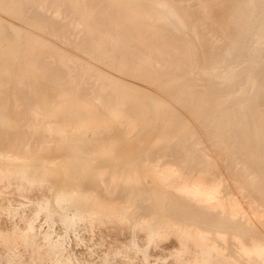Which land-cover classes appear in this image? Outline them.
<instances>
[{
    "label": "bare ground",
    "instance_id": "6f19581e",
    "mask_svg": "<svg viewBox=\"0 0 264 264\" xmlns=\"http://www.w3.org/2000/svg\"><path fill=\"white\" fill-rule=\"evenodd\" d=\"M1 1V0H0ZM3 1V0H2ZM10 1V0H9ZM20 1V0H19ZM23 0H21L20 2H18V3H21ZM25 1V0H24ZM33 1V0H32ZM32 1H30V2H32ZM35 1V0H34ZM51 1V0H50ZM53 1H56V0H53ZM66 1V0H65ZM69 2H66L67 4L69 3L70 5H72L73 3V5H76L75 3H80V1L81 0H78L77 2L75 1V0H68ZM72 1H74V2H72ZM88 1V2H87ZM86 2L87 3H89V6H88V10H89V8H90V11L91 12H93V14L92 15H94V18H93V20H90L89 22H88V18H84V17H87V16H89L87 13H89L88 12V10H87V12H85L86 11V9H87V6L85 5V0H84V2L83 1H81L82 3H84V5L86 6V9H83V10H85V11H83V10H81V8H80V11H83L82 12V14H84L83 15V17H82V15H81V13H80V11H79V13H80V15L81 16H79V13H78V10H76V9H79L78 7L76 8V9H74L76 6H74L73 7V5H72V9H73V11H72V9H71V12L73 13H75L76 11V14L78 13V15H77V17L79 16V17H82L83 19H87V21L85 22V21H83V19H82V21L85 23V25H88L87 24V22L89 23V25H88V27L89 26H91V27H89V28H91L90 29V32L86 29V27L87 26H85L84 24H83V26H84V28H83V30L84 29H86V33L88 34L87 36H85V38L89 41V43L91 42V43H93L94 44V46L93 47H95V44H101V45H105V46H103V49H106L105 47H106V45H108L109 47L108 48H110L109 50L113 53L112 54V56H111V52L109 53L110 55L109 56H111V57H116L117 59H118V61L121 59L120 58V55H121V57H122V55H124L123 57H122V61L120 60L119 62L120 63H123V66L125 67V64H126V67H127V65H129L130 63H131V57L130 56H132V55H128L127 56V54H129V53H127V52H132V53H134L135 51H137V52H140V51H142L143 53H144V55H145V57L144 58H147V59H150V60H152V58H154L153 60L154 61H156V59L157 60H162V59H165L166 60V63L165 62H163V60H162V62L161 61H159L160 63V65H161V63H163L164 65H163V67H165V64H166V66L168 67V66H170L171 67V63H172V61H173V63L175 64V65H177V69L176 70H178V68L180 69V67H185V69H187V67L189 66H191L190 65V63L192 62V60H194V58H193V56H192V54H189L188 55V53L189 52H187L186 53V51H189V48H191L190 46L193 44V43H195V44H198V41H199V46L201 45L202 47H200L201 49L202 48H204V49H206L207 48V46L209 45V42H208V40L206 39V37L207 36H209V35H207L208 34V30H206L205 28L203 29V25H205L206 26V24H208V22H210V21H205L204 19L205 18H207V20H209V17L210 18H212V16L214 15V12H215V9H217L218 8V6H220V3L219 4H217L218 6L217 7H215V9L213 10L214 12L213 13H211L212 11H211V9L212 8H208V7H211V6H213V5H216V4H213V2L214 1H216V0H155V2H153L154 0H152V3L149 5L147 2H134V1H132V0H87ZM138 1H140V0H138ZM141 1H144V0H141ZM217 1H219V0H217ZM225 1V3H226V6H227V4H228V7H226V8H228V9H226L227 10V12L231 15V18H229L228 17V14H227V12H226V14H227V17L229 18V19H231V20H228L229 21V24H228V26L227 27H225V25L224 26H221V27H224L223 29H221V30H219V31H222V32H224V34L223 33H221V32H218V33H220V34H223V35H221V36H223L222 37V40H224L223 42H224V44L221 46V48L219 47V51H218V53H216L215 54V51L217 50V49H214L213 48V50H215V51H213L214 53L212 54L211 52L209 53V52H207L208 54H202V55H200V56H203V57H200L201 58V60H203L204 59V61L207 63V65L209 66L207 69L209 70V68H211L212 66H216V67H219V65H223L225 62H224V60H225V58H226V54H229V55H232V56H234L235 58H241V60H242V57H245L246 55H247V57H250L251 55H248V54H246V53H251V54H253L254 53V51L256 50V49H263V48H260L259 47V45H257L256 47H255V45H253L254 43H252V41H253V39L254 38H257V39H254L255 41H257L258 40V42H262V40H260V37L259 36H261L262 37V35H260V34H263V36H264V0H223V2ZM227 1V2H226ZM7 2L8 1H4L3 3H4V6H6V4H7ZM11 3H12V1H10ZM14 2V1H13ZM26 2V1H25ZM30 2L28 3V4H30ZM57 2V1H56ZM55 2V3H56ZM58 2H59V0H58ZM61 2L63 3L64 2V0L62 1L61 0ZM71 2H72V4H71ZM149 2V1H148ZM199 2V3H198ZM220 2V1H219ZM10 3V4H11ZM18 3H16L17 5H18ZM24 3V2H23ZM23 3H21V4H23ZM49 3V2H48ZM47 3V4H48ZM52 3V2H51ZM62 3H60V4H62ZM65 3V4H66ZM146 3V4H145ZM221 3H222V1H221ZM225 3H224V5H222V6H225ZM9 4V3H8ZM7 4V5H8ZM10 4H9V6H10ZM14 6H13V8L14 7H16L17 5H15L14 3H12ZM12 4H11V6H12ZM58 4V3H57ZM64 4V3H63ZM81 4V3H80ZM77 5V6H81V5ZM139 4V5H138ZM141 4V5H140ZM213 4V5H212ZM26 5H27V2H26ZM35 5V4H34ZM45 5V4H44ZM51 4H49V6H50ZM56 5V4H55ZM70 5H68V6H70ZM83 5V6H84ZM3 6V4L1 5V2H0V9H1V7ZM2 7V8H5V7ZM10 6V7H11ZM24 6V5H23ZM43 6V5H42ZM63 6V5H62ZM62 6L60 7V9L62 8ZM7 7V6H6ZM19 7V6H18ZM25 7V6H24ZM28 9H27V8ZM25 8L27 9H25L24 8V10L23 11H28V10H30L29 9V6L27 5ZM30 7H32V9L34 8L32 5H30ZM40 7V6H39ZM64 7H66V6H64ZM62 8L63 10H68L67 9V7H66V9L65 8ZM22 7H20V9H21ZM180 8L183 10V12H185L184 14L181 12V10H180ZM207 8H208V10L210 11H208L207 10ZM221 8V7H220ZM6 9V8H5ZM19 9V11H21ZM32 9L29 11V12H27L26 13V11H25V13L27 14V16H26V14L25 13H19V12H17V11H15L16 10V8H14L12 11L11 10H9L8 8H7V10H9V12L10 13H12V15L14 16V14H13V11L14 12H16L17 13V15H18V13H19V15H23L24 16V14H25V16H26V18H24L23 16V18H24V22H25V20L27 19V18H29V20H31L30 18H32V17H34V19H39L38 21H42L41 23H44L45 24V27H46V29L45 30H47V27L49 28L50 27V23H51V21H52V19L54 18H52L51 20H49V18L48 17H46V18H48V20L47 21H50V22H48V24H47V21H43V19H44V14L43 13H41L40 11V13H41V15H43V19H42V16H40V18H41V20H40V18H37V17H39V15L37 14V13H39L38 11H36V13H34V11H33V13H32ZM42 9V8H41ZM206 9V10H205ZM17 10H18V8H17ZM44 10V9H43ZM57 10V9H56ZM62 10V11H63ZM70 10V9H69ZM74 10H76V11H74ZM205 10V12H207V14L205 13H203V11ZM219 10V9H218ZM218 10H216V12H217V14L219 13V11ZM222 10V9H221ZM223 10H225V9H223ZM225 10V11H226ZM1 11H6V10H1ZM48 11V10H47ZM51 11V10H50ZM66 11H64V12H66ZM6 12H8V11H6ZM8 12V13H9ZM202 12V13H201ZM209 12V13H208ZM216 12H215V16H214V19H217V17H216ZM221 12H223V11H221ZM15 13V14H16ZM28 13H32L33 15H38V16H33L32 15V17H31V14L30 15H28ZM39 13V14H40ZM60 13V12H59ZM69 13V12H68ZM87 14V16H86V14ZM210 13H211V15L212 16H209V17H205V16H207V15H210ZM63 14V13H62ZM70 14V13H69ZM68 14V15H69ZM219 14H221V13H219ZM224 14V13H223ZM225 14V15H226ZM7 15V14H6ZM11 15V14H10ZM17 15H15V17L17 16ZM56 15V14H55ZM63 15H67V14H63ZM72 15V14H71ZM92 15L89 17V19L92 17ZM204 15V17H202ZM222 15V14H221ZM2 16V15H1ZM8 16V15H7ZM20 16V17H21ZM28 16H30V17H28ZM48 16H49V14H48ZM61 16V15H60ZM165 16H167V17H165ZM191 17V18H188V17ZM218 16V15H217ZM220 16V15H219ZM12 17V16H11ZM14 17V18H15ZM18 18H19V16H17ZM21 17V18H22ZM69 17V16H68ZM164 17L166 18L165 20H164ZM216 17V18H215ZM222 17H224V16H222ZM3 18H4V16H3ZM18 18H17V20H18ZM46 18H45V20H46ZM70 18V17H69ZM75 18V17H74ZM187 18L190 20H188V22L190 23V22H194L195 20V27H196V32H197V36L196 37H198V41H196V42H193V38H190V35H189V33H193V32H191L193 29H194V27H193V29L190 31L189 29L188 30H185V26H188V28L192 25V23H190V25L188 24V22H187ZM203 18V20L202 21H204V22H206V24H201V19ZM11 19H13V18H11ZM34 19L32 18V22L34 21ZM56 19V18H55ZM54 19V20H55ZM57 19H58V17H57ZM56 19V20H57ZM62 19V18H61ZM64 19V18H63ZM72 19V18H71ZM192 19H194L193 21H191ZM213 19V18H212ZM213 19V21H215ZM221 19V20H220ZM20 20V19H19ZM28 20V19H27ZM26 20V21H27ZM52 21V24H54L53 22H55L56 23V21ZM67 20V19H66ZM70 20V19H69ZM172 20V21H171ZM218 20V19H217ZM219 20H220V22L222 21V20H224V18H221V16H220V18H219ZM226 20V18H225V22H228ZM2 21V19H0V24L1 23H3V21ZM8 21V20H7ZM13 21H15V20H13ZM75 21V20H74ZM213 21L211 22V24L213 23ZM23 22V21H22ZM29 22H31V21H29ZM31 22V23H32ZM46 22V23H45ZM172 22V23H171ZM217 22V21H216ZM216 22H215V25H216ZM220 22H219V24H220ZM4 23H8V22H4ZM12 23V22H11ZM11 23H9L6 27H4L5 29H2L3 27V25L1 26L2 28V30H5L6 31V29H7V33L5 32V34H7L8 35V37H7V39L10 37V38H16V39H19L21 36H22V34L24 33L23 32V29H21L20 30V28H19V26L18 27H16V26H13V23L11 24ZM28 23V22H27ZM35 23H36V20H35ZM35 23L33 24V25H35ZM39 23V22H38ZM38 23H36V24H38ZM61 22H59V24H58V22H57V25L60 27V28H62L60 25ZM65 23V22H64ZM24 24V23H23ZM43 24V25H44ZM51 24V25H52ZM78 24V23H77ZM80 24H82V23H80ZM210 24V23H209ZM208 24V26H210ZM214 24V23H213ZM222 24H224V22L222 23ZM15 25V24H14ZM68 25V24H67ZM70 25V24H69ZM76 25V24H75ZM79 25V24H78ZM27 26H29V24L27 25ZM31 26V25H30ZM53 27L55 26V28H56V31L55 32H57V30L59 31L60 29H58V27L56 26V24L55 25H52ZM51 26V27H52ZM73 26V25H72ZM71 26V27H72ZM80 26V25H79ZM212 26V25H211ZM217 26H218V24H217ZM22 27V26H21ZM26 27V26H25ZM38 27H44V26H40V23H39V26ZM80 27H82V26H80ZM216 27V26H215ZM214 26L212 27L213 28V30H214V28H215ZM219 27H220V25L218 26V29H219ZM252 27V29H253V31H254V35H256V36H258V37H255L254 36V38H252V36L249 38L248 37V39H247V32L250 30V28ZM32 28H34L33 26H32ZM37 28V27H36ZM64 28V27H63ZM67 28V27H66ZM78 28V27H77ZM190 28H192V27H190ZM210 28V27H209ZM208 28V29H209ZM217 28V27H216ZM35 29V28H34ZM39 29V28H38ZM218 29L216 30V31H218ZM30 30V29H29ZM28 30V31H29ZM48 30H50V29H48ZM47 30V31H48ZM52 30V29H51ZM83 30H81V32L83 31ZM210 30H211V28H210ZM212 30V31H213ZM25 31H27V30H25ZM38 31V30H37ZM40 31V30H39ZM38 31V32H39ZM44 31V30H43ZM85 31V30H84ZM204 31H208V32H204ZM1 32V31H0ZM45 32V31H44ZM43 32V33H44ZM50 32V31H49ZM52 32V31H51ZM67 32H68V30H67ZM66 32V33H67ZM69 32H71L70 30H69ZM78 32V31H77ZM89 32V33H88ZM211 32V31H210ZM213 32H215V31H213ZM27 33V32H26ZM31 32H29V35H31L30 34ZM41 33V32H40ZM48 33V32H47ZM74 33H76V32H74ZM85 33V32H84ZM206 33V34H205ZM217 33V32H216ZM53 34V33H52ZM57 34V33H56ZM63 34V33H62ZM70 34V33H69ZM73 34V33H72ZM71 34V35H72ZM83 34V33H82ZM81 34V35H82ZM195 34V33H194ZM209 34H211V33H209ZM252 34V33H251ZM0 35H1V33H0ZM4 35V34H3ZM7 35H5V36H7ZM54 35V34H53ZM64 36H66L65 34H63ZM73 35H75V34H73ZM79 35V34H78ZM205 35H207L206 37H205ZM212 35V34H211ZM213 35H214V33H213ZM216 35V34H215ZM24 37H27V36H25V35H23ZM22 36V38L24 39V37ZM32 36H34V35H32ZM37 36H39V35H37ZM50 36V35H49ZM48 36V37H49ZM193 36H195V35H193ZM217 36H219L220 37V35L219 34H217ZM248 36H250V34L248 35ZM1 37H3V36H1ZM71 37H73V36H71ZM192 37V36H191ZM211 37V36H210ZM214 37V36H213ZM22 38L20 39V40H22ZM28 38H30L29 36L25 39V40H23V41H21V43L22 42H24V41H26L27 42V39ZM32 38H35V37H32ZM39 38V37H38ZM55 38V37H54ZM68 38V37H67ZM67 38H66V41H67ZM195 38V37H194ZM207 38H209V37H207ZM212 38V37H211ZM218 38V37H217ZM224 38V39H223ZM37 39V38H36ZM56 39V38H55ZM55 39H53V40H55ZM57 39H59V37L57 38ZM56 39V40H57ZM79 39V38H78ZM82 39V38H81ZM84 39V38H83ZM86 39H85V41H86ZM197 39V38H196ZM215 39H216V37H215ZM219 39V38H218ZM28 40H30V39H28ZM42 40V39H41ZM40 40V41H41ZM44 40V39H43ZM42 40V41H43ZM69 40H71V39H69ZM214 40V39H213ZM15 41H17V40H15ZM15 41H13V42H15ZM32 41H33V39L32 40H30L29 42H31L32 43ZM46 41V40H45ZM45 41H44V43H45ZM61 41V40H60ZM65 40H63V42H64ZM74 41H75V39H74ZM84 41V40H83ZM84 41V42H85ZM209 41L211 42V40L209 39ZM11 42V41H10ZM9 42V43H10ZM36 42V41H35ZM52 42V41H51ZM57 42V41H56ZM59 42V41H58ZM62 42V41H61ZM63 42H62V44H63ZM69 42H71V41H69ZM72 42H73V40H72ZM87 42V41H86ZM133 44H132V43ZM19 43V42H18ZM17 43V44H18ZM21 43H19V44H21ZM25 43V42H24ZM24 43H22V44H24ZM43 43V44H44ZM49 43V42H48ZM47 43V44H48ZM65 43V42H64ZM78 43V42H77ZM90 43V44H91ZM212 43V42H211ZM3 44V43H2ZM5 44V43H4ZM16 44V43H15ZM17 44L15 45V47L17 48L18 46H17ZM29 44V43H28ZM39 44V43H38ZM55 44H57V43H55ZM54 44V45H55ZM68 44V43H67ZM67 44H66V46H67ZM88 44V43H87ZM86 44V45H87ZM219 44V43H218ZM218 44H217V46H218ZM256 44H257V42H256ZM261 44V43H260ZM31 45V44H30ZM35 45V44H34ZM49 45H51V44H49ZM61 45V44H60ZM72 45V44H71ZM85 45V46H86ZM101 45H100V48H102L101 47ZM2 46V45H1ZM0 46V47H1ZM9 46H10V44H9ZM11 46H12V44H11ZM33 46V45H32ZM36 46V45H35ZM48 46V45H47ZM65 46V47H66ZM69 46V45H68ZM78 46V45H77ZM83 46H84V44H83ZM194 46H196V45H194ZM213 46V45H212ZM211 46V47H212ZM261 46V45H260ZM21 47V46H20ZM51 47H53V45L51 46ZM55 47V46H54ZM53 47V48H54ZM57 47V46H56ZM60 47V46H59ZM63 47V46H62ZM70 47V46H69ZM72 47V46H71ZM70 47V48H71ZM79 47V46H78ZM89 47V46H88ZM91 47V46H90ZM93 47L91 48V49H93ZM96 47H97V45H96ZM208 47H210V45L208 46ZM7 48H9V47H7ZM16 48H14L13 47V50H12V52L13 51H15L16 50ZM48 48V47H47ZM73 48H75V47H73ZM72 48V49H73ZM86 48V47H85ZM99 48V49H100ZM108 48H107V50H108ZM193 48V47H192ZM198 48V47H197ZM6 49V48H5ZM11 49H12V47H11ZM55 49V48H54ZM53 49V50H54ZM56 49H58V48H56ZM79 50V52H80V49L81 48H78ZM91 49H89V50H91ZM127 49H129L128 51H126V53L127 54H125V52H124V50H127ZM195 49V48H194ZM193 49V50H194ZM203 49V50H204ZM9 50V49H8ZM49 50V49H48ZM61 50V49H60ZM59 50V51H60ZM63 50H65L64 48H63ZM75 50H76V48H75ZM85 50H87L88 51V49L86 48ZM97 50H98V47H97ZM97 50H95V48H94V50H93V55L97 52ZM106 50V52H108ZM191 50V49H190ZM200 50V49H199ZM198 50V51H199ZM202 50V51H203ZM208 50V49H207ZM210 51L212 50V49H209ZM3 51V50H2ZM50 51V50H49ZM58 51V50H57ZM72 51V50H71ZM77 51V50H76ZM83 51V50H82ZM99 51V50H98ZM206 51V50H205ZM8 52H10V51H8ZM28 52V51H27ZM34 52V51H33ZM32 52V53H33ZM36 52V51H35ZM41 51H39V53H40ZM45 52V51H44ZM105 52V50H104V52L103 53H106ZM194 52H196L195 50H194ZM18 53V52H17ZM20 53V52H19ZM19 53H18V55H19ZM56 53V52H55ZM54 53V54H55ZM63 53H64V51H63ZM63 53H59L60 54V58H61V56H62V54ZM66 53H68V57L70 58V53H69V51H67ZM77 53V52H76ZM81 53V52H80ZM91 53V52H90ZM99 53H101L100 54V56L102 55V51H100ZM198 53V52H197ZM203 53H205V52H203ZM257 53V52H256ZM259 54H260V52H258ZM0 54H1V52H0ZM37 54H38V51H37ZM49 54V53H48ZM51 54V53H50ZM57 55H58V52L56 53ZM65 54V53H64ZM64 54H63V56H64ZM85 54V53H84ZM86 54H87V52H86ZM135 54L136 53H134L133 55L135 56ZM200 54V53H199ZM243 54H246V55H244V56H242ZM9 55V54H8ZM39 55V54H38ZM66 55V57H67V54H65ZM70 55V56H69ZM90 55V54H89ZM95 55H98V53H96ZM94 55V56H95ZM104 55H107V54H104ZM104 55H102V57L104 56ZM187 55V56H186ZM254 55V54H253ZM253 55H252V57H253ZM10 56H12V54L10 55ZM23 56V55H22ZM27 56H28V54H27ZM32 56V55H31ZM51 56V55H50ZM49 56V57H50ZM53 56V55H52ZM75 56V55H74ZM73 56V57H74ZM78 56V55H77ZM126 56H127V58H126ZM133 56V57H134ZM139 56V55H138ZM197 56H198V54H197ZM232 56H231V58H232ZM242 56V57H241ZM1 57V56H0ZM14 57H16V56H14ZM66 57H63V60H64V62L67 60V61H69L70 59L68 58V59H64V58H66ZM81 57V56H80ZM101 57V58H102ZM105 58L107 57V56H104ZM103 57V58H104ZM110 57V58H111ZM195 57H196V55H195ZM234 57H233V60H234ZM256 57V56H255ZM259 57V56H258ZM3 58V57H2ZM13 58V57H12ZM11 58V59H12ZM24 58H25V56H24ZM23 58V59H24ZM27 58V57H26ZM25 58V59H26ZM30 58V57H29ZM74 58H76V57H74ZM73 58V59H74ZM83 58V57H82ZM87 58V57H86ZM93 58V57H92ZM100 58V57H99ZM102 58V59H103ZM104 58V59H105ZM137 58V57H136ZM159 58V59H158ZM229 58H230V56H229ZM4 59V58H3ZM34 59V58H33ZM41 60H42V57L40 58ZM46 59V58H45ZM54 59V58H53ZM76 59H81V58H76ZM103 59V60H104ZM109 59V58H108ZM107 59V60H108ZM116 59V60H117ZM133 60L135 59V58H132ZM140 59V58H139ZM142 59V58H141ZM147 59H146V61H144L143 63V65H145V63L147 62V63H149L148 61H147ZM196 59H197V57L195 58V61H196ZM244 59V58H243ZM253 59V58H252ZM256 59V58H255ZM260 59V58H259ZM262 59H263V57H262ZM5 60V59H4ZM43 60H44V58H43ZM111 60H113V59H111ZM110 59L108 60V62L110 61V62H112ZM116 60H114L115 62H118V61H116ZM136 60V59H135ZM167 60H169V61H171L170 63L167 61ZM219 60V61H218ZM231 59H229V61H230ZM250 60V59H249ZM14 61V60H13ZM12 61V62H13ZM28 61V60H27ZM31 61H32V59H31ZM38 61V60H37ZM45 61H47V60H45ZM50 61V60H49ZM72 61V60H71ZM71 61H70V63H71ZM75 61V60H74ZM84 61H87V60H84ZM106 61V60H105ZM104 61V62H105ZM113 61V62H114ZM138 61H140V60H138ZM137 60H136V62H138ZM199 61V60H198ZM218 61V62H217ZM220 61L221 62H224L223 64H219L220 63ZM228 61V62H229ZM254 61V60H253ZM253 61H252V65H253ZM264 61V60H263ZM263 61H260V62H263ZM2 62V61H1ZM0 62V63H1ZM11 62V61H10ZM18 62V61H17ZM51 62V61H50ZM80 62V61H79ZM78 62V63H79ZM92 62V61H91ZM94 62V61H93ZM142 62V61H141ZM140 62V63H141ZM150 62H152V61H150ZM218 64H217V63ZM227 62V63H228ZM236 62V61H235ZM245 62H246V60H245ZM256 62V61H255ZM5 63V62H4ZM9 63V62H8ZM22 63V62H21ZM20 63V64H21ZM41 63V62H40ZM49 63V62H48ZM67 63V67H68V62H66ZM66 63H64V64H66ZM70 63H69V65H70ZM76 63H77V60H76ZM81 63V62H80ZM84 64H85V62H83ZM87 63V62H86ZM89 63V65H90V62H88ZM96 63H97V61H96ZM100 63V62H99ZM106 63V62H105ZM125 63V64H124ZM139 63V64H140ZM147 63H146V66H147ZM168 63L170 64V65H168ZM208 63H210V64H208ZM232 63V62H231ZM6 64H7V60H6ZM5 64V65H6ZM13 64V63H12ZM11 64V65H12ZM31 64V63H30ZM33 64V63H32ZM51 64V63H50ZM58 64V63H57ZM56 64V65H57ZM83 64V65H84ZM98 64V63H97ZM108 64V63H107ZM112 64H114V63H112ZM111 64V65H112ZM118 64V63H117ZM116 64V65H117ZM132 64H133V62H132ZM130 65L131 67H130V69L129 70H131V68H132V66L134 65ZM137 64V63H136ZM150 64V63H149ZM148 64V65H149ZM151 64H155V63H151ZM150 64V65H151ZM158 64V65H159ZM174 64H173V66H174ZM251 64L249 63V66H251ZM258 65L260 64L259 62L257 63ZM263 64H264V62H263ZM2 65V64H1ZM8 65V64H7ZM15 65H16V63H15ZM25 65V64H24ZM34 65V64H33ZM33 65H32V67L31 68H33ZM35 65H36V63H35ZM38 65H39V63H38ZM63 65V64H62ZM61 65V66H62ZM73 65H74V63H73ZM86 65V64H85ZM91 65H93V64H91ZM104 65V64H103ZM106 65V64H105ZM104 65V66H105ZM119 65V64H118ZM157 65V64H156ZM206 65V64H205ZM232 65V64H231ZM244 65V64H243ZM257 65V66H258ZM262 65V64H261ZM10 66V65H9ZM31 66V65H30ZM37 66V65H36ZM36 66H35V68H36ZM45 66V65H44ZM57 66H59V65H57ZM61 66H59V69L57 68V67H55V65H54V67L52 66V68H53V72H54V69H56L57 68V71L59 72L60 70H63V71H61V72H59L60 74H62V73H64V75L62 74L61 76L63 77L64 76V78L68 75L69 76V73L70 72H68V71H66L65 70V67L63 68V66H62V68H61ZM76 66H78L77 64H76ZM94 66H96V65H94ZM93 66V67H94ZM99 66H101V65H99ZM122 66V64H120V66L119 67H121ZM154 65H151V67H153ZM172 66V67H173ZM193 66H194V64H193ZM202 66V65H201ZM254 66H255V64H254ZM15 67V66H14ZM22 67V66H21ZM40 67V66H39ZM42 67V66H41ZM48 67V66H47ZM70 67V66H69ZM87 67H88V65H87ZM97 67V66H96ZM102 67V66H101ZM106 67V66H105ZM105 67H104V69H105ZM129 67V66H128ZM134 67H136V65L134 66ZM139 67H140V65H139ZM138 67V68H139ZM148 67H150V66H148ZM148 67H146V68H148ZM163 67L162 66H160V68H162V70H163ZM188 67V68H189ZM198 67H199V65H198ZM198 67H190V68H193L195 71H197L196 69L198 68ZM215 67V68H216ZM222 67H224V66H222ZM3 68V67H2ZM13 68V67H12ZM16 68H17V66H16ZM30 67L28 68V69H30V72L32 71V69H31ZM45 69H46V67H44ZM78 68H80V67H78ZM89 68V67H88ZM99 69H100V67H98ZM122 68V67H121ZM121 68H120V70H121ZM141 68V67H140ZM143 68H144V66H143ZM155 68H157V67H155L154 66V68H151V70L152 69H155ZM160 68H157V69H160ZM201 68V67H200ZM215 68H213V69H215ZM241 68V67H240ZM239 68V69H240ZM251 68H253V66L252 67H247L246 68V71L245 72H243L245 75L244 76H246V77H243V75L241 76V74L240 73H242V72H238V70H237V72L239 73H237V72H234V74H238V75H240V77H242V79L239 77V79H241V81L243 82V78H245V79H247L248 80V83L250 82H253L252 84H250L251 86L255 83L254 81H256V80H254L253 81V79H255L256 77H258V79H260V84H259V86H257V84H256V86H255V88H253V86L255 85H253L252 86V90H251V86H250V88L248 87L247 88V84H246V87L243 89V91H244V93H243V96H246V95H248V98H249V100L247 101L246 99L247 98H244L245 100L244 101H247V102H244V104H242L241 106H242V108H243V106L245 107V104L247 105V103L248 104H250L249 106L251 107H247V109L248 108H250V109H253L252 111H254V112H257L258 113V111H260L259 109L261 108V104L259 105L260 106V108L259 109H257L258 107H257V105L259 104L258 102L259 101H261V99L259 100V101H257V104H256V100H257V98H259L261 95H263L264 94V65H262L260 68H256V70L257 71H252V69ZM50 69V68H49ZM69 69V68H68ZM67 69V70H68ZM87 69V68H86ZM89 69H91V68H89ZM89 69H87V70H89ZM109 69L110 70H112V68H110L109 67ZM124 69H126V68H124ZM128 69V68H127ZM133 69V68H132ZM135 69V68H134ZM149 69V68H148ZM156 69V70H157ZM165 69H166V67H165ZM165 69H164V72H165ZM171 69V68H170ZM170 69H168V70H170ZM174 69V68H173ZM173 69H171L172 71H174ZM182 69V68H181ZM192 69V70H193ZM199 69V68H198ZM212 68L210 69V70H213ZM221 69V68H220ZM236 69V68H235ZM0 70L2 71V69L0 68ZM10 70V69H9ZM8 70V71H9ZM17 70V69H16ZM25 70V69H24ZM23 70V71H24ZM47 70V69H46ZM46 70H45V72H46ZM84 70H85V68H84ZM93 70V69H92ZM92 70H89V72H91ZM95 70V69H94ZM102 70V69H101ZM115 70V69H114ZM119 70V69H118ZM119 70V71H120ZM141 70H143V69H141ZM150 70V71H151ZM155 70V71H156ZM161 70V69H160ZM170 70V72H172ZM183 70V69H182ZM189 70V69H188ZM191 70V69H190ZM192 70H191V72H192ZM193 70V71H194ZM201 70V71H200ZM219 70V69H218ZM217 70V71H218ZM234 70V69H233ZM243 70V69H242ZM253 70H255V69H253ZM34 71V70H33ZM40 71V70H39ZM38 71V72H39ZM56 71V70H55ZM106 71V70H105ZM122 72H123V70H121ZM127 71V70H126ZM125 71V72H126ZM132 71V70H131ZM147 71V70H146ZM157 71H159V70H157ZM157 71H156V73H155V75L157 74V77H155V78H157L156 79V81L158 80L159 81V79H160V73L158 74L157 73ZM167 71V70H166ZM179 71V70H178ZM194 71V72H195ZM198 71H200L198 74L200 75V73L201 72H204V71H202V68L201 69H199ZM197 71V72H198ZM207 71V70H206ZM216 71V72H217ZM221 71V70H220ZM223 71H225L224 69H223ZM7 72V71H6ZM17 72V71H16ZM26 72V71H25ZM28 72H29V70H28ZM72 72V71H71ZM83 72V71H82ZM81 72V73H82ZM86 72V71H85ZM88 72V71H87ZM97 72V71H96ZM101 72V71H100ZM138 72H140L138 75L140 76V77H142V80L145 78H147V80L149 79V75H148V73L147 72H145V71H143L142 73H141V71L139 70V69H137V72L135 73V74H137ZM149 72V71H148ZM161 72V71H160ZM169 72V73H170ZM181 72H183L184 73V71H181ZM180 72V73H181ZM186 72V71H185ZM196 72V73H197ZM207 72H209V71H207ZM211 72H213V74H214V71H211ZM211 72H209V73H211ZM253 72V73H252ZM12 73V72H11ZM18 73V72H17ZM22 73V72H21ZM20 73V74H21ZM51 73V75H52V72H50ZM50 73H47V74H50ZM57 73V72H56ZM59 73H57V76L55 77H53V76H50V77H52V78H57L58 79V74ZM68 73V74H67ZM75 73V72H74ZM76 73H79V71H76ZM99 73V72H98ZM110 73V72H109ZM121 73V72H120ZM120 73H118V74H120ZM127 73V72H126ZM151 73H153L152 71L150 72V75H151ZM162 73V72H161ZM189 73H190V71H189ZM205 73V72H204ZM204 73H201L202 75L204 74ZM221 73V72H220ZM219 72L218 73H216L217 74V77L219 78V79H222V78H220V76L221 77H223L221 74H220ZM225 73V72H224ZM227 73V72H226ZM2 74V73H1ZM4 74V73H3ZM3 74H2V77H3ZM6 74V73H5ZM5 74H4V76H5ZM8 74V73H7ZM14 74V73H13ZM43 74H44V72H43ZM46 74V73H45ZM54 74V73H53ZM71 74V73H70ZM80 74V73H79ZM91 74V73H90ZM103 74V73H102ZM114 74V73H113ZM116 74V73H115ZM129 74V73H128ZM131 74H132V72H131ZM154 74V73H153ZM165 74V73H164ZM167 74V73H166ZM171 74H173V72L171 73ZM170 74V75H171ZM176 74H177V71H176ZM178 74H179V72H178ZM178 74H177V76H175V77H178ZM182 74V73H181ZM192 74V73H191ZM197 74V75H198ZM207 74V73H206ZM205 74V77H207V78H209L208 77V75H206ZM218 74H220L219 76H218ZM231 74H233V73H231ZM230 73H229V75H231ZM236 74V75H237ZM11 75V74H10ZM30 75V74H29ZM71 75H74V74H71ZM77 75V74H76ZM75 75V76H76ZM108 75V74H107ZM106 75V76H107ZM109 75H111V73L109 74ZM108 75V77H107V79H112L113 81L115 80V78L118 76H114V77H112V78H110L111 76H113V75H111V76H109ZM133 75V74H132ZM167 75H169V74H167ZM180 75V74H179ZM182 75H184V74H182ZM194 75V74H193ZM196 75V74H195ZM198 75V76H199ZM202 75H201V77H202ZM236 75H233V77L234 76H236ZM238 75H237V77H238ZM32 76V75H31ZM36 76H38V75H36ZM47 76V75H46ZM61 76H60V78H61ZM67 76V77H68ZM81 76V75H80ZM84 76V75H83ZM88 76H89V74H88ZM92 76H94V75H92ZM96 76V75H95ZM99 76V75H98ZM127 76V75H126ZM162 76H163V74H162ZM166 76V75H165ZM171 76H173V75H171ZM185 76V75H184ZM210 76V75H209ZM211 76H212V73H211ZM214 77H215V75H213ZM232 76V75H231ZM231 76H229L228 78L230 79V77ZM254 76H256V77H254ZM1 76H0V78H2ZM10 77V76H9ZM41 77V76H40ZM66 77V78H67ZM74 77V76H73ZM77 77H78V80H79V76L77 75ZM76 77V78H77ZM85 77H87V76H85ZM102 77V76H101ZM101 77H99V78H101ZM105 77V76H104ZM133 77V76H132ZM152 77V76H151ZM151 77H150V79H151ZM225 77V76H224ZM236 77V78H237ZM254 77V78H253ZM4 78V77H3ZM20 78V77H19ZM19 78H17L15 81H18V79ZM22 78V77H21ZM32 78V77H31ZM36 78V77H35ZM38 78V77H37ZM44 78V77H43ZM65 78V80H68V79H66ZM70 78H72L71 76H70ZM70 78H69V80H70ZM94 78V77H93ZM114 78V79H113ZM118 78V77H117ZM116 78V79H117ZM125 78V77H124ZM123 78V79H124ZM134 78V77H133ZM168 78H173V77H169L168 76ZM167 78V79H168ZM182 78V77H181ZM235 78V79H236ZM253 78V79H252ZM11 79H12V77H11ZM23 79V78H22ZM73 79V78H72ZM71 79V80H72ZM88 79V78H87ZM89 79H90V77H89ZM106 79V78H105ZM141 79V78H140ZM162 80H163V78H161ZM165 79V78H164ZM184 80H185V78H183ZM202 79V78H201ZM214 80H217L216 78H213ZM224 79H227V77L226 78H224ZM224 79H222L221 81H220V86L217 88V89H213V88H211L210 86L211 85H209V88L206 90V91H209V94H211V92L210 91H212V90H215V92L214 91H212V93L214 94V95H211L210 97H208V96H206L202 91L204 90H200V95H199V92H196V93H198V95L197 96H195V94H194V92L195 91H197L196 89L193 91V92H191L190 90L192 89V87H191V89H188L187 91H189L190 93H188V95H186L184 98L182 97V101L180 102V100L179 99H181V98H179V97H181L180 96V94H182V93H180L179 94V96L174 92V90H173V92L175 93V95H177V98H178V100H179V107H180V111H178L177 109L179 108L178 106L177 107H174L176 104H174V103H176L175 101H173L174 103H173V105L170 103V105L169 104H167V102L165 101V100H162V99H160L159 98V96L158 97H156L155 95L153 96V97H156L155 99H153V100H151L153 97L151 96H149L151 99L150 100H148V98H147V96H146V99H144V98H141V96H139V98H135L136 96H132V97H130L129 98V101H128V104H126V107L127 106H130V108H129V110H124L125 112H127V111H130V113L132 114V116L131 117H125L124 116V114H123V111H120L119 109H121L120 108V106H119V109L117 108V102H116V99L118 98V102L120 101L119 100V98L122 96L123 98L124 97H128V96H131L132 95V92H134V90H131L130 88L132 87H134V86H132V85H134V84H132L131 86H130V84H129V82L128 83H126V79H125V82H122L120 85H121V89H120V87H119V84L116 82V84H118V87H119V89H118V91L120 92V97H117L116 99H115V97H116V92H115V94L116 95H114V93H113V96H111V95H109L108 97L110 98V96L112 97V98H110V99H113V97H114V101H115V103L113 102V103H110V102H108V104H110V105H107V108L106 109H103V110H98V107L96 108V109H94L95 107H94V105L95 104H93V106H91V107H94V108H89V109H87V108H85V106L83 105V104H81V103H79L80 101H81V99H79L80 101H77V100H75V99H77V98H73L74 97V95H71V96H73V97H71L70 95H67L68 96V98L67 97H65V98H67V99H65V98H63L64 100H62L61 98H59L58 99V101H60V99H61V102L59 103L57 100H55V103H56V101L58 102V105L56 106V107H52V109L50 110H46L45 108V110L46 111H44V113H41L39 110H34L33 112H32V114H33V116L37 119L38 117L40 118V116L41 115H56V114H62V121H61V118H60V121L59 122H52V124H49V126H47V125H45V123H44V126H42V125H40L39 123H35V126H32V123L30 124V125H27L26 127H28V128H30V129H32L33 131H37V130H39V128H43V127H46L47 126V129H49V131H51L52 133H56L55 135H60V138H62L63 140H62V146L59 148V150L61 151V153L62 154H66L67 155V157H63L60 153H59V155H61L62 156V160H60V159H58V160H56V159H53V160H56L57 162L55 163L56 165H58V166H62L63 165V167H65V166H69L70 168L69 169H67V171L65 172V178L63 179V181L61 182V184L62 185H59V187L58 188H56L55 186V188H51V185H50V188H48L49 189V192L47 193V194H44V195H42V197H38V198H36V200H34V204H35V208H34V210H35V212H34V214L35 215H37V214H39V212L40 211H42L43 213H44V220L45 221H47L48 223L50 222L51 223V221H53L54 220V215L52 214V211L54 210V211H56V215H58V216H56L57 217V220L56 221H60V223H61V226L63 225V228H65L64 230H71V229H75L76 228V226H78V225H80V222H82V223H87V222H90V221H95V219L96 220H98L97 218H99L98 217V215L96 214V213H98L99 212V209L97 210L96 209V211L97 212H95L94 211V205H92V204H94V202L92 203V204H89L88 203V201H89V199L91 198V197H95V194L97 193V191L96 190H94V189H91V191L90 190H88V191H86V192H82L81 191V184H82V182H79V180L81 179L80 178V176H84V174L85 173H87V172H91V171H94V174L92 175V178L90 179L91 180V183H92V181H95V179L96 178H100L101 177V175L103 174H107V176H110L109 178L112 180H114L115 179V182H116V179L117 180H122V182L124 183V185H125V187H127L126 189H127V191H125V193L126 194H123L124 196L123 197H121L120 199H119V201H120V206H119V204L118 205H115V204H113L112 203V205H114L112 208H108L109 210H107L106 208V213H105V215H104V213H103V215H104V217L102 216V214H100L103 218H100V220L101 219H103L104 220V218H105V216H106V218L108 217V216H117L118 218H120L119 220H121V218L123 219V221H130V220H132L131 219V217L130 216H128L127 214H128V210H129V207L130 208H137L136 207V204H137V199L141 196V195H143L144 193L146 194H150L151 195V199L153 198V202L155 203H153L152 202V200H151V202L150 203H152L151 204V206L153 205L154 206V208H153V206H152V211H150L147 215L145 214V213H147V212H144V214L146 215V216H144L145 218H139V219H144V220H142V221H145L144 223L145 224H147L146 226H145V224H143L142 222H140V224L141 225H143V227H141L140 228V230H142V228H144L145 227V230H144V232L146 231V233H145V237L144 238H146V240H145V244H143V245H138V242H137V239H136V237H135V232H130L131 233V235H129V236H133V238H131V239H129V240H127V241H129L128 242V244H125L126 242H124L123 244H125L126 245V248H131V249H135L136 251H137V254H138V252L139 253H141L144 257L143 258H145V256H146V254H147V250H148V248H147V245H148V243L150 242L151 243V241H152V239H153V242H158V241H160V240H158V241H155V239H159L160 237H162L163 236V233L162 234H160L159 235V233H161V232H164L166 229H167V227L165 226V224H169V225H171V223H173V225H171V227L172 228H174L175 227V231H176V233L175 234H177L178 232H177V230L180 232V234L181 235H179V233L177 234V235H175L176 237H177V240H178V242H180L181 243V247H180V250H181V253H182V250H184V249H186V251H189V253H187V258H184L183 256V258L182 259H180L181 258V256H180V258H178V261H176L177 262V264H201V262L200 261H202V260H200V259H203L204 257H207L208 256V258L211 256L212 257V260L208 263V264H264V252L261 254V252L263 251V247H264V239L262 240V238L264 237H262V238H260V236H262V234L260 235L259 234V237H252V239H250V241H251V244L249 245V246H247V248H245L246 246H244V248H242L241 249V251H243V252H245L244 254L246 255V259L245 258H243L242 256H241V258L242 259H244V261H243V263H241V262H239L238 260V257L237 256H233V255H231L230 254V256H227V255H225L224 253H223V251H221V248L219 247V245H218V243H216V238H215V240H210V238H209V234H208V232H211L212 231V233L211 234H213V237H211V238H214V233H213V231H217V230H219V228L218 229H215L214 228V226L213 225H211L213 222L212 221H210V222H212V223H210V224H207L206 222H207V219H205V217H208V215H201L204 219H205V221L203 220V222H205V224L206 225H211L212 227H213V229H211V226H209V228H208V226L206 227V225H204V223L203 222H199V218L201 217L200 215H198L199 217H198V221L196 220L197 219V213L198 212H200L201 211V209L200 208H202V210L203 209H205L204 211H208L209 212V210H211V211H214L216 208H217V210H218V208H224V205L226 204V202L225 201H227L228 203L227 204H230V207H231V209L232 208H234V209H237L238 210V208L240 207L239 205V202H238V198H236L235 196L238 194V193H234V194H236L235 196H234V194L232 193V191L229 189V191H231V194L233 195H227V196H225L224 197V195H223V197H221V195H220V192H221V190L219 189V183H220V178H206V177H208L207 175H206V173H208V172H204L205 171V169H206V167L207 166H209L210 165V163H212L210 160H208L207 158H206V161H207V163L209 162V164H207V165H205L206 163H205V159L203 160V159H201V157L199 158L198 157V154H196L197 152H195V154L197 155H193L192 156V154H191V156L188 158V160L191 158V161L190 162H192V164H190V169L189 170H191L192 169V171L193 172H195V170H193V168L191 167V165H197L198 167H200L199 169L200 170H196V173L193 175V173L192 174H190V172H187V171H185V168H184V171L181 169V167H179L180 168V170H179V168H177V166L175 165V167L176 168H174L173 167V165L171 166V165H169V164H165V162L162 164L159 160L160 159H162V157H164L165 156V154H166V151H167V149L168 148H170L171 149V147H169L171 144H173V142H175V141H180V139L181 140H183V138L182 137H185V135L184 134H186V132H187V134H186V136H189L188 135V131H186L185 129H183L184 127V125H185V122L186 121H184L183 119H185L184 118V116H183V114H182V112H184L186 109L188 110V111H190L191 112V114L192 115H194V116H200V117H204V122L203 121H201L203 124L206 122L205 121V116H207L208 114L207 113H210V109H211V104H212V100L215 98V105L216 106H218L219 105V102L218 101H220L222 98H218V95L220 94L219 93V90L220 89H224V90H220V92H222V93H226V92H229V91H227L226 89H228L229 90V87L231 88L232 86L231 85H235V83L236 82H239V79H238V81L236 80V81H233V80H228V81H233V82H235V83H233L232 82V84H231V82H228V81H226V80H224ZM232 79V78H231ZM234 79V78H233ZM234 79V80H235ZM9 80V79H8ZM26 80V79H25ZM34 80V79H33ZM43 80V79H42ZM54 80V79H53ZM62 80H64V79H62ZM82 80V79H81ZM93 80V79H92ZM111 80V81H112ZM120 80V82H121V80H122V78H118V81ZM172 80V79H171ZM175 80L177 81V79L175 78L173 81L175 82ZM184 80L182 81V83H181V86L183 87V82H184ZM205 80H207V79H205ZM13 81V80H12ZM11 81V82H12ZM21 81V80H20ZM20 81H19V83H20ZM24 81V80H23ZM55 81V80H54ZM53 81V82H54ZM57 81V80H56ZM73 81H75V82H73ZM88 81H90V80H87V82ZM94 81V80H93ZM96 81H98L97 79H96ZM100 81V80H99ZM110 81V82H111ZM123 81V80H122ZM144 81H146V80H144ZM149 81V80H148ZM157 81V82H158ZM165 80H163V81H161L162 82V84H163V82H164ZM168 81H170V80H168ZM173 81H171V83L173 82ZM178 81H180L181 82V80L178 78ZM177 81V82H178ZM22 82V81H21ZM32 82H34V81H32ZM43 83H44V81H42ZM45 82H47V81H45ZM58 82H61V81H58ZM70 83H71V81H69ZM72 82H73V85H71V84H65L66 86H68L69 87V89H70V91H73L74 92V89L75 88H77V87H75L76 85H74V84H76V80H75V78H74V80H72ZM78 82V81H77ZM92 82V81H91ZM90 82V83H91ZM101 82V81H100ZM107 82V81H106ZM105 82V83H106ZM108 82H109V80H108ZM110 82H109V84H110ZM139 82V81H138ZM160 81H159V84L161 83ZM167 82V81H166ZM186 82V81H185ZM198 82V81H197ZM211 82V81H210ZM215 82H217V81H215ZM219 82V81H218ZM242 82H240L241 84H242ZM0 83H3V82H0ZM5 83V82H4ZM3 83V84H4ZM9 83V82H8ZM13 83V82H12ZM29 83V82H28ZM27 83V84H28ZM43 83H41V84H43ZM55 83H57V82H55ZM104 83V84H105ZM112 83V82H111ZM114 84H115V82H113ZM112 83V84H113ZM124 83V84H123ZM133 83V82H132ZM153 82H151V84H152ZM170 83V82H169ZM169 83H168V85H169ZM186 83H188V82H186ZM10 84V83H9ZM46 84V83H45ZM59 84V83H58ZM78 84V83H77ZM81 83H79V85H80ZM112 84H110V85H112ZM113 84V86L114 87H116L117 88V86H115ZM123 84V85H122ZM126 84H129V89H126L125 90V85ZM137 84V83H136ZM157 84V83H156ZM159 84H157V85H159ZM167 84V83H166ZM218 83H216V85H217ZM231 84V85H230ZM237 84V83H236ZM244 84H245V80H244ZM243 84V86H245ZM33 85V84H32ZM34 85H36V83L34 84ZM44 85V84H43ZM42 85V86H43ZM55 85V84H54ZM60 85H63L64 86V84H60ZM78 85V86H79ZM138 85V84H137ZM153 85H155V83H153ZM156 85V86H157ZM163 85H165V82H164V84ZM29 86V85H28ZM27 86V87H28ZM65 86V87H66ZM90 86V85H89ZM95 86V85H94ZM97 86V85H96ZM100 85H98V87H99ZM106 86V85H105ZM141 86V85H140ZM160 86V85H159ZM159 86H157V87H159ZM177 85H175V87H176ZM178 86H180L179 85V83H178ZM177 86V87H178ZM181 86L180 87H178L177 89H179V88H181ZM187 86V85H186ZM188 86H191V85H188ZM213 86V85H212ZM241 86V85H240ZM7 87V86H6ZM11 87V86H10ZM22 87V86H21ZM20 87V88H21ZM43 87H46L45 85L43 86ZM52 87V86H51ZM51 87H48V88H51ZM80 87V86H79ZM78 87V88H79ZM83 87V86H82ZM108 87V86H107ZM124 88V90H123V88ZM148 87V86H147ZM164 87V86H163ZM166 87H167V85H166ZM171 87V86H170ZM170 87H167V88H170ZM174 87V86H173ZM208 86H206V88H207ZM215 87H217V86H215ZM237 87H238V85H237ZM257 87V88H256ZM8 88V87H7ZM6 88V89H7ZM25 88V87H24ZM31 88V87H30ZM57 88V87H56ZM101 88H103V87H101ZM115 88V89H116ZM126 88H128V85H127V87ZM134 88H136V86L134 87ZM138 88V87H137ZM146 88V87H145ZM152 88V87H151ZM184 88H185V86H184ZM195 87H193V89H194ZM196 88H198V87H196ZM235 88V87H234ZM5 89V88H4ZM12 89V88H11ZM16 89V88H15ZM35 88H33V90H34ZM40 89V88H39ZM38 89V90H39ZM65 89V88H64ZM68 89V88H67ZM90 89V88H89ZM92 89V88H91ZM90 89V90H91ZM105 89V88H104ZM107 89V88H106ZM108 89H109V87H108ZM111 89V88H110ZM142 89V88H141ZM154 89V88H153ZM157 89V88H156ZM159 89H160V87H159ZM164 89V88H163ZM182 89V88H181ZM180 89V90H181ZM187 89V88H186ZM199 89V88H198ZM255 89V90H254ZM14 90V89H13ZM37 90V89H36ZM37 90V91H38ZM49 90H51V89H49ZM48 90V91H49ZM59 90V89H58ZM76 90V89H75ZM86 90V89H85ZM84 90V91H85ZM95 90H97V89H95ZM94 90V91H95ZM100 90V89H99ZM111 90H113V88L111 89ZM137 90H140V89H137ZM146 90V89H145ZM145 90H144V92H145ZM148 90V89H147ZM155 90V89H154ZM160 90H162V89H160ZM176 90V89H175ZM185 90V89H184ZM216 90L218 91V92H216ZM236 90H237V88H236ZM235 90V91H236ZM2 91V90H1ZM17 91V90H16ZM18 91H21V89L20 90H18ZM28 91V90H27ZM35 91V90H34ZM62 91V90H61ZM77 91H82V88H81V90H77ZM76 91V92H77ZM87 91V90H86ZM93 91V93H96V92H94ZM136 91V90H135ZM141 91V90H140ZM151 91V90H150ZM150 91H148V94H150ZM163 91V90H162ZM168 91V90H167ZM169 91H170V89H169ZM242 91V90H241ZM249 91H252L251 93L249 92ZM9 92V91H8ZM11 92V91H10ZM9 92V93H10ZM15 92V91H14ZM21 92H23V90L21 91ZM36 92V91H35ZM41 92V91H40ZM64 92V94H67V93H65L66 92V90L65 91H63ZM75 92V93H76ZM110 92H114V91H110ZM109 92V93H110ZM143 92V93H144ZM165 92V91H164ZM173 92H172V94H173ZM179 92V91H178ZM180 92H184V91H180ZM185 92H186V90H185ZM184 92V93H185ZM234 92V91H233ZM232 92V93H233ZM7 93V92H6ZM9 93H7V94H9ZM13 93V92H12ZM16 93V92H15ZM23 93H25V92H23ZM34 93V92H33ZM45 93V92H44ZM44 93H42L41 92V97H40V103L39 104H41V102L42 103H44V106H45V98H44ZM51 93H53L52 91H51ZM50 93V94H51ZM55 93V92H54ZM81 93V92H80ZM79 93V94H80ZM101 93V92H100ZM104 93V92H103ZM108 93V92H107ZM136 93V92H135ZM138 93V92H137ZM165 93H167V92H165ZM164 93V94H165ZM183 93V94H184ZM215 93H219V94H215ZM221 93V94H222ZM231 93V90H230V92L228 93V94H232ZM241 93V92H240ZM246 93V94H245ZM4 94H5V91H4ZM3 94V95H4ZM18 94V93H17ZM19 94H20V92H19ZM22 94V93H21ZM20 94V95H21ZM28 94V93H27ZM30 94H32V92L30 93ZM39 94V93H38ZM69 94V93H68ZM90 94V93H89ZM141 94V93H140ZM145 94V93H144ZM151 94H152V92H151ZM156 94V93H155ZM161 94V93H160ZM163 94V93H162ZM186 94V93H185ZM227 94V95H228ZM10 95V94H9ZM45 95H47V94H45ZM59 95V94H58ZM84 95H86V94H84ZM100 95V94H99ZM108 95V94H107ZM170 95V94H169ZM168 95V96H169ZM174 95V94H173ZM173 95H171V96H173ZM175 95H174V99L176 98L175 97ZM215 95H217V97H215ZM227 95H224V97L226 96L227 97ZM2 96V95H1ZM8 96V95H7ZM7 96H6V98H7ZM12 96V95H11ZM28 96V95H27ZM36 96V95H35ZM34 96V97H35ZM60 96V95H59ZM90 96V95H89ZM142 96H143V94H142ZM170 96V97H171ZM235 96V95H234ZM239 96V95H238ZM16 97H17V95H16ZM15 97V98H16ZM20 97H22V96H19V98ZM31 97V96H30ZM39 97V96H38ZM56 97V96H55ZM71 97V98H70ZM76 97V96H75ZM94 97V96H93ZM95 97H98V96H95ZM121 97V98H122ZM219 97H222V96H220L219 95ZM232 97V96H231ZM240 97V96H239ZM242 97V96H241ZM263 97H264V95H263ZM5 98V99H6ZM13 98H14V96H13ZM18 98V99H19ZM36 98V97H35ZM48 98H50V97H48ZM57 98V97H56ZM99 98V97H98ZM122 98V99H123ZM158 98V99H157ZM167 98V97H166ZM191 98V99H190ZM192 98H193V100H192ZM236 98V97H235ZM10 99V98H9ZM21 99V98H20ZM28 99H29V97H28ZM94 99H96V98H94ZM93 99V100H94ZM106 99V98H105ZM121 99V101H123ZM127 99V98H126ZM168 99V98H167ZM166 99V100H167ZM173 99V100H174ZM188 99H190L191 101H189ZM217 99H220V100H218L217 101ZM234 99V98H233ZM264 99V98H263ZM2 100V99H1ZM4 100V99H3ZM3 100L2 101H0V128L2 127V129L4 128L5 130H10V131H12L13 132V130H17V128L19 127V125H18V127H17V125H16V123L14 122V121H16V120H18V119H14V121H12L13 120V118H12V120L10 119V116L8 117V115L9 114H7V112L8 111H6L5 112V110H4V102H3ZM15 100V99H14ZM13 100V101H14ZM24 100H26V99H24ZM38 100V99H37ZM53 100V99H52ZM100 100H102L101 98H100ZM177 100V99H176ZM188 100V101H187ZM224 100V99H223ZM12 101V102H13ZM23 101V100H22ZM48 101H50L49 99H48ZM108 101V100H107ZM107 101L105 102V101H102V104H103V102H105V104H107ZM109 101H111V100H109ZM120 101V102H121ZM125 101V100H124ZM127 101V100H126ZM172 100H170L169 102H171ZM216 101L218 102V103H216ZM230 101V100H229ZM235 101V100H234ZM234 101H232V102H234ZM240 101V100H239ZM264 101V100H263ZM5 102H6V100H5ZM7 102H9V101H7ZM89 102V101H88ZM94 102V101H93ZM98 102H100V101H98ZM120 102H119V104H120ZM168 102V103H169ZM221 102V101H220ZM223 102V101H222ZM221 102V103H222ZM225 102V101H224ZM232 102H230V103H232ZM242 102V101H241ZM262 102V101H261ZM24 103V102H23ZM33 103H35L34 101H33ZM37 103V102H36ZM37 103V104H38ZM51 103V102H50ZM87 102H85V104H86ZM101 103V102H100ZM214 103V102H213ZM229 103V102H228ZM235 103V102H234ZM240 103V102H239ZM5 104H7V103H5ZM27 104V103H26ZM53 104V103H52ZM97 104V103H96ZM102 104H97L98 106H100V105H102ZM124 104V105H125ZM218 104V105H217ZM241 104V103H240ZM264 104V103H263ZM34 104H31L30 106V108H32V106H33ZM90 105V104H89ZM145 105L147 106V108L149 109V107H148V105L151 107L150 109H152L153 110V112H155V113H152V114H155V118L152 116H150V113L152 112L151 110H148L146 107H145ZM214 105V106H215ZM6 106H9V104L8 105H6ZM5 106V107H6ZM38 106V105H37ZM41 106H43V105H41ZM40 106V107H41ZM84 106V107H83ZM213 106V107H214ZM221 106L224 108V107H227L228 105H226V106H224V105H222L221 104ZM230 106V105H229ZM228 106V107H229ZM237 106V105H236ZM240 106V105H239ZM238 106V107H239ZM27 107V106H26ZM47 107H49V106H47ZM88 107V106H87ZM103 107V106H102ZM124 107V106H123ZM219 107V106H218ZM233 107V106H232ZM237 107V108H238ZM15 108V107H14ZM34 108V107H33ZM41 108H43V107H41ZM51 108V107H50ZM99 108H101V107H99ZM125 108V107H124ZM128 108V107H127ZM147 109V112H146V109ZM177 108V109H176ZM182 108H186L185 110H183ZM189 108H190V110H189ZM215 108V107H214ZM221 108V107H220ZM230 108H231V106H230ZM236 108V109H237ZM240 108V107H239ZM242 108H240L239 109V111L242 109ZM9 109V108H8ZM28 109H29V107H28ZM102 109V108H101ZM213 109V108H212ZM225 109V108H224ZM224 109H222V111H225ZM244 109V108H243ZM246 109V108H245ZM246 109V110H247ZM250 109H249V113L250 112H252V111H250ZM12 110V109H11ZM30 110V109H29ZM28 110V111H29ZM122 110V109H121ZM185 111L186 113H188V111ZM227 110H229V109H227ZM232 110V109H231ZM246 110L244 111L245 113H246ZM262 110H263V106H262ZM27 111V112H28ZM31 111V110H30ZM29 111V112H30ZM209 111V112H208ZM212 111V110H211ZM213 111H214V109H213ZM212 111V112H213ZM217 112H218V108H217V110H216ZM220 111H221V109H220ZM235 111V110H234ZM241 111H243V110H241ZM241 111H240V113H241ZM10 112V111H9ZM211 112V113H212ZM238 112V111H237ZM253 112V113H254ZM147 113H148V115H147ZM186 113H184L185 114V116L187 117L188 115L186 114ZM215 113V111L212 113L213 114V116H215V117H218V116H216V114H214ZM224 113H226V111L224 112ZM229 113V112H228ZM231 113V112H230ZM233 113V112H232ZM235 113V112H234ZM243 113V112H242ZM247 113H248V110H247ZM248 113V114H249ZM252 113V114H253ZM256 113V114H257ZM262 113V112H261ZM23 114V113H22ZM32 114H29L28 116H30V115H32ZM212 114H211V116H212ZM218 114H219V112H218ZM222 115H223V113H221ZM221 114H219V117H220V115ZM251 114V115H252ZM255 114V113H254ZM259 114V113H258ZM19 115V114H18ZM225 115V114H224ZM233 115V114H232ZM251 115H249V116H251ZM152 118H150V117ZM211 116H210V118H209V120H208V122H209V125H211V127L216 123V121L218 120L217 118L215 119V117H214V119L216 120H214L213 118V120H211L210 121V119H211ZM212 116V117H213ZM225 116H227L228 117V115H225ZM231 116V115H230ZM237 116V115H236ZM235 116V117H236ZM242 116V115H241ZM253 116V115H252ZM12 117V116H11ZM31 117V116H30ZM51 117V116H50ZM58 117V116H57ZM218 117V118H219ZM224 116H222V118H223ZM234 117V116H233ZM235 117L233 118V120L235 119ZM243 117V116H242ZM261 117V116H260ZM24 118H25V116H24ZM188 118H190L189 116H188ZM207 118H208V116H207ZM224 118H226V117H224ZM224 118H223V120H222V122L224 121ZM241 118V117H240ZM246 118V117H245ZM250 118V117H249ZM255 118V117H254ZM256 118H258L257 116H256ZM255 118V120H257ZM34 119V118H33ZM45 119V118H44ZM56 119H59V118H56ZM55 119V120H56ZM179 119V120H178ZM187 119V118H186ZM220 120H221V118H219ZM229 119V118H228ZM232 118H230L229 120H225L224 121V124L226 123V121H227V123L229 122L230 124H234V122H235V120H234V122L233 123H231L232 121H230ZM253 119V118H252ZM259 119V118H258ZM32 120V119H31ZM42 120V119H41ZM47 120H49V119H47ZM177 120H178V122H177ZM203 120V119H202ZM237 120V119H236ZM239 120H242V119H239ZM239 120H237L236 122L237 123H239ZM246 120H247V118H246ZM262 120H263V118H262ZM21 121V120H20ZM24 121V120H23ZM22 121V122H23ZM27 120H25L24 122L25 123H27L26 122ZM29 121V120H28ZM40 120H38V122H39ZM49 121H51V120H49ZM142 123H141V122ZM190 121H191V118H190ZM193 121V120H192ZM198 123H199V121H198V119L196 120ZM212 121H215L214 123H211ZM248 121H249V119L247 120V121H241V122H243L242 123V127H243V129H242V127L240 128V129H242V131H245V134L243 133V139H242V142L240 141L241 140V136H240V139L238 138L237 140L238 141H240V146L238 145V144H236V143H238L237 142V140H235V141H232V138H230L231 139V141L232 142H234L233 144L235 145L234 146V148L236 147V149L234 150V148H233V144L231 145L232 147H231V149L233 148V151H238V153L236 152L235 154L237 155V154H239L238 156H240V158L242 159V161H243V163L246 161H248L247 163H249L251 166L252 165H254L255 167L256 166H258V167H256L257 168V170H254V169H256L255 167H254V169H252L253 168V166L251 167V169L253 170V172L254 171H256V172H258V168L260 169V173H257L258 174V176H257V174H256V179H259V183L261 184V183H263V181L264 180H262V179H260V178H263L264 179V124H259V123H257L256 121H255V123H251L253 120H251V122H249L248 123ZM31 122V121H30ZM33 122V121H32ZM34 122H36V121H34ZM41 122V121H40ZM188 122V121H187ZM186 122V123H187ZM200 122V123H201ZM222 122H221V124H222ZM240 122V123H241ZM248 124H252V126H251V129L248 127V125H247V123ZM254 122V121H253ZM260 122V121H259ZM263 123H264V121H262ZM25 123H24V125H25ZM43 123V122H42ZM41 123V124H42ZM188 123H190V122H188ZM196 122L194 121V124H195ZM199 123V125L201 126V124ZM211 123V124H210ZM226 123V124H227ZM236 123V124H237ZM257 123V124H256ZM19 124V123H18ZM48 124V123H47ZM190 124H192V126H193V123H190ZM213 124V125H212ZM218 124V123H217ZM217 124H215L216 126H217ZM219 124H220V122H219ZM218 124V125H219ZM220 124V125H221ZM223 124V125H224ZM225 124V127L227 126ZM235 124V125H236ZM149 125H151V127L149 126ZM180 126V125H182L181 127H182V129H180V127H179V129L180 130H178V127L177 126ZM187 125V124H186ZM206 125V124H205ZM204 125V126H205ZM208 125V124H207ZM208 125V126H209ZM234 125V126H235ZM247 125V126H246ZM84 126H87V127H89V130H90V128H91V130H94L95 132L96 131H99L98 129H100L101 127V130H102V134H97L98 136H92V137H94L95 139L96 138H98L99 140L101 139V141L99 142V143H97V144H95V146L93 147L92 146V144H91V146L93 147V148H91L90 150H85L84 149V145H85V143H88V141L90 140V136L88 137L86 134H87V132H88V130H87V132L85 133V131H83V132H81L80 131V127H84ZM112 126V127H111ZM138 126H141V127H139L138 129L136 128V127H138ZM188 126V125H187ZM190 126V125H189ZM191 126V127H192ZM194 126H196L197 127V125H194ZM200 126H198V127H200ZM216 126H213V127H216ZM240 126H241V124H240ZM108 127H110V130L108 129ZM173 127H177L176 129L178 130H173L172 128ZM201 127H203V126H201ZM228 127V126H227ZM226 127V128H227ZM230 127V126H229ZM231 127H233V125L231 126ZM236 127H237V129H238V124L236 125ZM245 127H248L247 129L249 130H247V132H246V129H245ZM10 128V129H9ZM13 128V130H11ZM104 128V129H103ZM106 128L109 130V131H105L106 130ZM111 128H113L112 130H111ZM188 128H190V127H188ZM205 128V127H204ZM208 129H209V127H207ZM45 129V128H44ZM192 129H193V127H192ZM207 129V130H208ZM222 129V128H221ZM228 129V128H227ZM230 129V128H229ZM234 129H235V127H234ZM236 129V130H237ZM4 130V131H5ZM185 130V131H184ZM190 130V129H189ZM200 130V129H199ZM209 130H212V129H209ZM218 130H220V128L218 129ZM239 130V129H238ZM0 131H1V129H0ZM3 131V130H2ZM148 131H151V133H153L152 135H150L151 137L150 138H148L147 139V137H146V139H144V135L142 136L143 138H141V139H139V140H136L137 138H138V136H139V134L141 133H143V134H145V133H148ZM192 131V130H191ZM203 131V130H202ZM220 131H222V130H220ZM219 131V132H220ZM226 131V130H225ZM230 131V130H229ZM232 131V130H231ZM241 131V130H240ZM44 132H46V131H43V133ZM94 132V133H95ZM193 132H194V130L192 131V133L191 134H193ZM201 132V131H200ZM199 132V133H200ZM207 132V131H206ZM208 132H210V131H208ZM215 132V131H214ZM4 133V132H3ZM8 133V132H7ZM40 133H42L41 131H40ZM85 133V134H84ZM93 132L91 131V134H92ZM93 133V134H94ZM98 133H100V131L98 132ZM190 133V132H189ZM197 133V132H196ZM217 133V132H216ZM227 133H229V132H227ZM233 133H234V131H233ZM237 133V132H236ZM241 132H239V134H240ZM22 134V133H21ZM20 134V135H21ZM47 134V133H46ZM92 134V135H93ZM190 134V135H191ZM201 134V133H200ZM221 134V133H220ZM2 135V134H1ZM5 135V134H4ZM13 135V134H12ZM19 135V134H18ZM17 135V136H18ZM42 135V134H41ZM44 135V134H43ZM88 135H90V134H88ZM95 135H96V133H95ZM195 135V134H194ZM201 135H203V134H201ZM206 135V134H205ZM207 135H209V134H207ZM229 135V134H228ZM227 135V136H228ZM235 135V134H234ZM237 135V134H236ZM24 136H25V134H24ZM149 136V135H148ZM198 136H200L199 134H198ZM204 136V135H203ZM210 136V135H209ZM222 136V135H221ZM5 137H8L7 135L5 136ZM3 138V139H6V138ZM19 137H21V136H19ZM27 137V136H26ZM40 137V136H39ZM55 137H59V136H55ZM195 137H196V135H195ZM217 137V136H216ZM224 137V136H223ZM222 137V138H223ZM230 137V136H229ZM232 137H233V135H232ZM236 136H234V138H235ZM9 138H11V136L9 137ZM12 138H14L13 136H12ZM12 138H11V140H12ZM219 138V137H218ZM221 137H220V140H222V141H218L219 143L221 142H223V139H222ZM233 138V139H234ZM1 139V138H0ZM29 139V138H28ZM184 139H186V138H184ZM187 139H189V138H187ZM201 139V138H200ZM203 139V138H202ZM213 138H211V140H212ZM23 140V139H22ZM190 140V139H189ZM192 140H194V139H192ZM191 140V141H192ZM204 140H205V138H204ZM208 140V139H207ZM1 141V140H0ZM13 141V140H12ZM16 141V140H15ZM14 141V142H15ZM21 141V140H20ZM26 142H27V140H25ZM29 141H30V139H29ZM229 141V139L227 140V142ZM19 141H17V143H18ZM25 142V143H26ZM91 142V141H90ZM90 142L88 143V144H90ZM176 142V143H177ZM185 142V141H184ZM207 142V141H206ZM230 142V141H229ZM236 142V143H235ZM16 143V142H15ZM24 143V144H25ZM190 143V142H189ZM202 143V142H201ZM219 143H216L217 145H219ZM224 143V142H223ZM222 143V144H223ZM1 144V143H0ZM10 144H12L11 146H13V144L14 143H11L10 142ZM164 144H165V146H164ZM177 144H179V142L177 143ZM177 144H174V145H177ZM184 144V143H183ZM183 144H181L182 146H183ZM193 145H195L194 143H192ZM221 144V145H222ZM225 144V143H224ZM229 144V143H228ZM231 144V143H230ZM15 145V144H14ZM19 145V144H18ZM23 145V144H22ZM33 145V144H32ZM37 147L36 148H40L41 150L42 149H46L47 147H48V142L44 139V140H42L41 142L39 141L37 144H35ZM60 145V144H59ZM185 145V144H184ZM188 145V144H187ZM207 145V144H206ZM212 145V144H211ZM226 145V144H225ZM87 146V145H86ZM158 146V147H157ZM168 146V147H167ZM209 146V145H208ZM238 146V147H237ZM9 147V143H6V144H2V145H0V156L3 158V160L1 161L0 160V172H1V176H3L2 178H4L6 175H8V173H10L8 170L6 171V169L7 168H13V170L12 169H10V170H12V178H15V179H17L16 181V184H17V186H15V188L18 190H20V188L22 189L23 188V186L24 185H33V184H38L40 181H41V179H39V178H43L46 174H45V172H46V170H48L47 169V166H45V164L43 163L44 161V159L41 161L38 157H31L30 156V154L28 153V150H30V149H28V145H24V146H21V148L19 149V150H17V152L16 153H12V150H10L9 151V149H10V147ZM88 147V146H87ZM157 147V148H156ZM174 147H178V146H174ZM173 147V148H174ZM187 147V146H186ZM200 147V146H199ZM213 147V146H212ZM211 147V148H212ZM227 147V146H226ZM229 147V146H228ZM3 148H6V149H3ZM14 148H17V147H14ZM30 148V147H29ZM183 148V147H182ZM182 148H181V151H182ZM185 148V147H184ZM183 148V149H184ZM194 148V147H193ZM217 148H218V146H217ZM216 148V149H217ZM220 148V147H219ZM3 149V150H2ZM34 149V148H33ZM32 149V150H33ZM53 149V148H52ZM58 149V148H57ZM152 149V150H151ZM189 149V148H188ZM196 149V148H195ZM210 149V148H209ZM213 149H215V148H213ZM47 150V149H46ZM154 150V151H153ZM174 150H175V148H174ZM173 150V151H174ZM190 150H192L193 151V149L191 148ZM218 150V149H217ZM228 150V149H227ZM149 151H151V153L152 154H148V152ZM172 151V150H171ZM180 150H178L177 152H179ZM185 151V150H184ZM188 151V150H187ZM198 151V150H197ZM200 151H201V149H200ZM200 151H198V152H200ZM219 151V150H218ZM14 152V151H13ZM30 153H31V151H29ZM156 153V154H154V155H157L156 156V158H154V159H152V158H148V156L149 155H153V153ZM189 152V151H188ZM208 152V151H207ZM211 152V154L213 153V151H209V153ZM150 153V152H149ZM173 153V152H172ZM175 153V152H174ZM182 153H183V151H182ZM185 153V152H184ZM184 153L182 154V155H180V156H183L184 155ZM189 153H191V152H189ZM188 153V154H189ZM205 153V152H204ZM208 153V154H209ZM217 153V152H216ZM218 153H220V152H218ZM227 153V152H226ZM32 154V153H31ZM38 154V153H37ZM148 154V155H147ZM187 154V153H186ZM187 154V155H188ZM208 154H206V155H208ZM234 154V155H235ZM58 155V154H57ZM171 155V154H170ZM204 155V154H203ZM219 155H222V154H219ZM176 156V155H175ZM174 156V157H175ZM180 156L178 155V158H180ZM199 156H201L200 154H199ZM209 156V155H208ZM211 156V155H210ZM0 157V158H1ZM53 157V156H52ZM177 157V156H176ZM185 157V156H184ZM203 157V156H202ZM205 157V156H204ZM207 157V156H206ZM223 158H224V155L222 156ZM17 158H19V160H20V158H24L22 161H19L18 163L15 161V159L17 160ZM44 158V157H43ZM170 158V156L168 157V159ZM213 158V157H212ZM216 158H218V157H216ZM222 158V159H223ZM226 158V157H225ZM224 158V159H225ZM42 159V158H41ZM50 159V158H49ZM49 159H47V161L49 160ZM171 159V158H170ZM182 159V158H181ZM227 159H229V158H227ZM52 160V161H53ZM99 160L101 161V164H100V166H98V164L96 165V162L98 161L99 162ZM163 160H164V158H163ZM183 160V159H182ZM186 160V159H185ZM214 160V159H213ZM216 160V159H215ZM218 160V159H217ZM220 161H221V159H219ZM234 160V159H233ZM245 160V161H244ZM16 163H15V162ZM46 161V162H47ZM162 161V160H161ZM166 161H167V158H166ZM172 161V160H171ZM177 161V160H176ZM224 161V160H223ZM230 161V160H229ZM55 162V161H54ZM102 162H103V165H102ZM179 162H182V164H184L185 163V161H184V163H183V161H179ZM186 162H187V160H186ZM222 162V161H221ZM227 162V161H226ZM241 162V161H240ZM245 162V163H246ZM33 163V165H31V166H29L30 164H32ZM58 163H60V164H58ZM169 163V162H168ZM215 163V162H214ZM220 163V162H219ZM218 163V164H219ZM237 163V162H236ZM47 164V163H46ZM50 164V163H49ZM54 164V163H53ZM70 164H72V165H74L73 166V168H71V165ZM171 164V163H170ZM186 164V163H185ZM188 164H189V162H188ZM188 164H186V166L188 165ZM213 164V163H212ZM221 164V163H220ZM223 164V163H222ZM240 164H242V163H240ZM76 165V166H75ZM102 165V166H101ZM179 165V164H178ZM202 165V166H201ZM206 167H205V166ZM243 165H245V164H243ZM246 165H248V164H246ZM68 166H67V168H68ZM185 166V165H184ZM189 166V165H188ZM187 166V167H188ZM211 166V165H210ZM209 166V167H210ZM216 165H214L213 166V168L215 167ZM221 166V165H220ZM227 166V165H226ZM183 167V166H182ZM205 167V168H204ZM222 167V166H221ZM221 167H218V168H221ZM233 167V166H232ZM231 167V168H232ZM6 168V169H5ZM55 168H56V166H55ZM211 168V167H210ZM234 168V167H233ZM242 168H244L245 169V167H242ZM247 168H249L250 169V166L248 165V167ZM3 169L5 170V172L3 171ZM208 169L209 168H207L206 169V171H208ZM215 169H216V167H215ZM223 169H225L224 167H222V170ZM239 169V168H238ZM250 169V170H251ZM53 170H54V168H53ZM187 170V169H186ZM228 170H229V168H228ZM240 170H242V169H240ZM246 170V169H245ZM42 171L44 172V174H42ZM51 170L49 169V172H50ZM210 171H212V169L210 170ZM210 171H209V173H210ZM213 171H215V170H213ZM213 171H212V173L210 174V175H215V173L217 174V175H219V171L217 170L215 173H213ZM226 172H227V170H225ZM236 171V170H235ZM4 172V173H3ZM221 172V171H220ZM224 172V171H223ZM231 172V171H230ZM245 172V171H244ZM249 172V171H248ZM248 172H246V173H248ZM255 172V173H256ZM222 173V172H221ZM236 173V172H235ZM255 173H254V175H255ZM44 175V176H42V175ZM88 174V173H87ZM224 174H226L225 172H224ZM237 174H238V176H243V175H240L239 173H236V176H237ZM252 175H253V173H251ZM262 174L263 176H261V177H259L260 175ZM53 175V174H52ZM55 175V174H54ZM193 175V176H192ZM217 175H215V176H217ZM223 175V174H222ZM245 175V174H244ZM253 175V176H254ZM49 176V175H48ZM106 176V175H105ZM206 176V177H205ZM229 176V175H228ZM234 176H235V174H234ZM248 176V175H247ZM47 177V176H46ZM55 177V176H54ZM224 177V176H223ZM252 177V176H251ZM258 177V178H257ZM108 178V179H109ZM226 178V177H225ZM231 178V177H230ZM236 178V177H235ZM240 179L241 177H237L236 178V180L237 179ZM246 178V177H245ZM244 177L243 178H241V180L243 179V181L242 182H244L245 179ZM247 178H250V176L249 177H247ZM15 179H10V180H8V181H6L5 183L7 184H10L9 182L11 181V180H15ZM39 179V181H37ZM51 179H53V177L51 178ZM56 179V178H55ZM59 179V178H58ZM66 179H71V180H74V186L73 187H67V186H64L65 184V182H66ZM102 179V178H101ZM104 179H107V177H105V178H103V180ZM108 179L107 180H105V182L107 181V182H110V180L108 181ZM223 179V178H222ZM253 178H251V179H249V181L251 180V181H253L252 180ZM70 180V181H71ZM89 180V181H90ZM99 180V179H98ZM224 180V182L226 181V179H223ZM223 180H221V181H223ZM248 180V179H247ZM261 180V181H260ZM101 181V180H100ZM231 181V180H230ZM249 181H245L244 182V184L243 185H246V184H248V186H249ZM257 181H255V182H257ZM102 182V181H101ZM104 182V181H103ZM107 182L105 183V184H107ZM232 182H233V180H232ZM239 182H240V180H239ZM254 182V181H253ZM254 182V183H255ZM44 183V182H43ZM111 183V182H110ZM246 183V184H245ZM252 183V182H251ZM250 183V184H251ZM258 183V184H259ZM7 184V185H8ZM14 184V183H13ZM15 184V185H16ZM40 184V183H39ZM45 184V183H44ZM60 184V183H59ZM97 184H98V182H97ZM115 184H119V183H115ZM222 184V183H221ZM232 184V183H231ZM230 184V185H231ZM233 184H234V182H233ZM238 184V183H237ZM253 184V183H252ZM251 184V185H252ZM264 184V183H263ZM262 184V185H263ZM47 185V184H46ZM49 185V184H48ZM53 185V184H52ZM66 185H68V184H66ZM95 185V184H94ZM100 185V184H99ZM101 185H102V188H103V184L101 183ZM120 185H122V184H120ZM35 186V185H34ZM98 186V185H97ZM106 186V185H105ZM113 186V185H112ZM222 186H223V184H222ZM221 186V187H222ZM229 186V185H228ZM232 186V185H231ZM247 186V185H246ZM260 186V185H259ZM3 187H5L6 188V186H3ZM47 187V186H46ZM49 187V186H48ZM84 187V186H83ZM125 187H124V189H125ZM220 187V188H221ZM227 187V186H226ZM230 187V186H229ZM228 187V188H229ZM232 187H234V186H232ZM238 187V186H237ZM255 187V186H254ZM5 188H3V189H5ZM15 188H13V189H15ZM27 188V187H26ZM29 188V187H28ZM85 188V187H84ZM83 188V189H84ZM106 188V187H105ZM107 188H108V185H107ZM223 188H225L224 186H223ZM0 189H2V188H0ZM8 189V188H7ZM101 189V188H100ZM111 191H112V189L111 188H109ZM121 189V188H120ZM234 189V188H233ZM242 189V188H241ZM241 189H237L236 191L238 192L239 190V193L241 194V195H243L242 193L243 192H241ZM252 189H253V187H252ZM263 189H264V187H263ZM6 190V189H5ZM18 190V191H19ZM23 190V189H22ZM25 190V189H24ZM23 190V191H24ZM28 190V189H27ZM108 190V189H107ZM109 190V191H110ZM121 190H123V189H121ZM218 190H220V192H218ZM225 190V189H224ZM235 190V189H234ZM246 190V189H245ZM16 191V190H15ZM48 191V190H47ZM124 191V190H123ZM228 191V192H229ZM242 191H244L243 189H242ZM253 191H254V189H253ZM1 192V191H0ZM17 192V191H16ZM235 192V191H234ZM247 192V191H246ZM245 192V193H246ZM257 192V191H256ZM5 193V192H4ZM4 193H2V194H4ZM50 193V194H49ZM104 193V192H103ZM219 193V194H218ZM224 193V192H223ZM250 193V192H249ZM263 193H264V191H263ZM220 195V197L218 196V195ZM227 194V193H226ZM229 194V193H228ZM247 194V193H246ZM7 195H9V194H7ZM149 195V196H150ZM36 196V195H35ZM113 196V195H112ZM244 196V195H243ZM243 196H240L241 198L240 199H242V198H244ZM247 196V195H246ZM256 196V195H255ZM261 196V197H260ZM11 197V196H10ZM10 197H8V198H10ZM20 197V196H19ZM93 197V198H94ZM115 197V196H114ZM146 197V196H145ZM178 198V200L177 201H181V202H183V204H185V205H183V206H186V209L187 210H189V206L191 207V210H192V208H199L200 209V211H197V209L196 210H194L195 211V213H196V211H197V213L196 214H194L195 216H196V219H195V216H194V219H193V217H191L190 215H192L193 216V210H192V212L190 213V211H187V212H189V213H187V214H189V216L187 215V216H182L181 215V213H182V210H183V214L185 213V208L183 209V208H181L182 206H180V211H181V213L179 212V210H177L178 211V214L180 213V215H174L175 213H177L176 211L174 212V214L173 213H171L170 212V208L172 207V206H174L175 207V209L180 205H178L177 207L175 206V205H177V204H175V202H174V198ZM259 199L261 200V201H263V203H264V200H262L261 198L263 197L260 193H259ZM101 198V197H100ZM144 198V197H143ZM253 197H251V200H254V198L252 199ZM256 198V197H255ZM22 199H24V198H22ZM27 199V198H26ZM25 199V200H26ZM95 199V198H94ZM142 199V198H141ZM249 200H250V198H248ZM263 199H264V197H263ZM17 200V199H16ZM28 200V199H27ZM31 200V199H30ZM32 200V201H33ZM93 200V199H92ZM103 200V199H102ZM248 200V201H249ZM250 200V201H251ZM7 201H9V200H7ZM6 201V202H7ZM14 201V200H13ZM13 201H11V202H13ZM108 200H106V202H107ZM144 201H145V199H144ZM176 201V200H175ZM250 201H249V203H250ZM255 201H257V200H255ZM10 202V201H9ZM11 202H10V204H8V202H7V206L5 207L6 209L5 210H7V212L11 215H14V214H17V213H19L18 212V208H19V206H22V205H25L26 204V202L25 203H23V202H20V204L18 205L17 203H14V204H16V205H12L11 204ZM96 202V201H95ZM105 202V201H104ZM105 202V203H106ZM138 202H140V201H138ZM252 202H254V201H251V203ZM258 202V201H257ZM29 203V202H28ZM31 203H33V202H31ZM88 203V204H87ZM98 203H99V201H98ZM102 203V202H101ZM105 203H104V205H105ZM242 203V202H241ZM248 203V202H247ZM30 204V203H29ZM28 204V205H29ZM97 204V203H96ZM127 204H131V205H127ZM143 204V203H142ZM243 204V203H242ZM256 204V202L252 205V206H254ZM258 204V203H257ZM256 204V205H257ZM6 205V204H5ZM52 205H54L53 207H52ZM103 205V207H108L107 205L106 206H104ZM147 205V204H146ZM198 205V206H197ZM199 205H201V207H199ZM244 205V204H243ZM263 205V204H262ZM32 206V205H31ZM97 206H99L98 204H97ZM102 206V205H101ZM100 206V207H101ZM148 206V205H147ZM226 206V205H225ZM246 206H247V204H246ZM245 206V207H246ZM249 206H251V204L249 205ZM96 207V206H95ZM145 207V206H144ZM227 207V206H226ZM226 207H225V209H226ZM229 206H228V209L230 208ZM257 207V206H256ZM102 208V207H101ZM140 208V207H139ZM141 208H143L142 206H141ZM243 208V207H242ZM262 208V207H261ZM264 208V207H263ZM4 209V208H3ZM103 209V208H102ZM145 209V208H144ZM172 209H174V208H172ZM32 210V209H31ZM30 210V211H31ZM146 210V209H145ZM220 210V209H219ZM227 210V209H226ZM236 210V212H238ZM261 210V209H260ZM259 210V212H261ZM3 211V210H2ZM148 211V210H147ZM169 211V212H168ZM203 211V212H204ZM221 211V210H220ZM230 211V210H229ZM232 211V210H231ZM234 211V210H233ZM244 211V210H243ZM242 211V212H243ZM249 211V210H248ZM251 211H253V210H251ZM255 211V210H254ZM263 211H264V209H263ZM262 211V212H263ZM27 212V211H26ZM25 212V213H26ZM140 212V211H139ZM168 212V213H167ZM202 212V211H201ZM200 212V213H201ZM215 212V211H214ZM219 212V211H218ZM228 212V211H227ZM7 213V214H8ZM14 213V214H13ZM21 213V212H20ZM23 213H24V211H23ZM23 213H21V214H23ZM24 213V214H25ZM32 213H33V211H32ZM41 213V212H40ZM100 213H102V212H100ZM129 213H131V212H129ZM200 213H198V214H200ZM225 213V212H224ZM230 213V212H229ZM232 213V212H231ZM240 213V212H239ZM258 213V212H257ZM256 213V214H257ZM264 213V212H263ZM3 214V213H2ZM8 214V215H9ZM97 215V218H95L94 219V215ZM140 214V213H139ZM143 214V212H142V214H140V215H144ZM202 214V213H201ZM206 214H208V213H206ZM221 214V213H220ZM219 214V215H220ZM251 214V213H250ZM35 215H34V218H36L35 217ZM42 215V214H41ZM130 215V214H129ZM213 216L215 215V214H212ZM216 215L217 216H219L217 213H216ZM233 215H234V212H233ZM238 215V214H237ZM240 215H241V213H240ZM240 215H238V216H240ZM252 215V214H251ZM258 215V214H257ZM256 215V216H257ZM25 216V215H24ZM33 216V215H32ZM31 216V217H32ZM205 216V217H204ZM209 216H211V213H209ZM209 217V218H216V216H214V217ZM232 216V215H231ZM235 216H236V214H235ZM243 216H244V214H243ZM5 217V216H4ZM10 217H12V216H10ZM19 217V216H18ZM22 217V216H21ZM30 217V218H31ZM129 217H130V220H129ZM201 217V218H202ZM230 217V216H229ZM241 217V216H240ZM260 218H261V225H264V214H262V216H259ZM13 218H15V216L13 217ZM37 218H38V216H37ZM36 218V219H37ZM133 218V217H132ZM138 218V217H137ZM209 218H208V222H209ZM215 218L213 219V220H215ZM219 218H222V220H220V221H223L224 219H223V216L222 217H218V219ZM249 218V217H248ZM23 219V218H22ZM26 220H27V218H25ZM94 219V220H93ZM217 219V221L219 222V220ZM226 219V218H225ZM250 219V218H249ZM248 219V220H249ZM34 220V219H33ZM107 220V219H106ZM105 220V221H106ZM135 220V219H134ZM212 220V219H211ZM247 220V219H246ZM247 220V221H248ZM28 221V220H27ZM35 221H37V220H35ZM55 221V220H54ZM53 221V222H54ZM99 221V220H98ZM110 221V220H109ZM116 221H118L117 219H116ZM200 221H202V220H200ZM226 221V220H225ZM225 221H223V223H227V222H229V221H231V220H229V221H227V222H225ZM233 221V220H232ZM251 221V220H250ZM258 221H259V219H258ZM46 222V223H47ZM108 222V221H107ZM112 221H110V223H111ZM120 223H121V221H119ZM215 222H216V220H215ZM215 222H214V225H216V227L218 226V224L216 223L215 224ZM235 222V221H234ZM234 222L232 223L233 224V226H235V224H234ZM237 222V221H236ZM242 222V221H241ZM257 222V221H256ZM39 223V222H38ZM45 223V224H46ZM55 223V222H54ZM54 223H51V224H54ZM59 223V224H60ZM82 223H81V225H82ZM96 223H97V221H96ZM118 223V222H117ZM119 223V224H120ZM161 223H163L164 224V226L166 227V228H163V225L161 224ZM220 223H222V222H220ZM239 223V222H238ZM238 223H236V225H238ZM246 223V222H245ZM244 223V224H245ZM252 224L249 226V227H253L252 225H253V222H251ZM255 223V222H254ZM27 226H26V228H24V229H20V230H18V233H19V236H20V238H22V241H23V245H25V244H28V246L30 245V247L31 248H33V246H35L36 245V243H35V240H36V238L38 237V236H40L39 234L40 233H38L37 231L36 232H34L33 230V222L30 220L29 222H27V223H25ZM41 224H43V223H41ZM89 224V223H88ZM87 224V225H88ZM93 224V223H92ZM94 224H95V222H94ZM99 224V223H98ZM106 224H108V223H106ZM112 224V223H111ZM125 224H128V222H126ZM133 224V225H132ZM130 226H131V228L133 227V228H135L136 229V227L139 225V223H138V219H136L135 220V222H133ZM231 224V225H232ZM247 224H248V222H247ZM50 225V224H49ZM48 225V226H49ZM84 225V224H83ZM89 225H91V222H90V224ZM231 225L229 224V226L231 227ZM94 226V225H93ZM92 226V227H93ZM128 226V225H127ZM220 226L221 227H223V225L222 224H220ZM220 226H218V227H220ZM227 226V225H226ZM225 225H224V227H226ZM19 227V226H18ZM21 227H23V226H21ZM53 227V226H52ZM51 227V228H52ZM87 227V226H86ZM91 227V226H90ZM89 227V228H90ZM98 227V226H97ZM140 227V226H139ZM170 226H169V229L171 228ZM229 227V228H230ZM239 227L241 228H243V225L241 226V223H240V225H239ZM238 227V228H239ZM245 227V226H244ZM249 227H245V228H249ZM255 227V226H254ZM11 228H12V226H11ZM34 228H35V226H34ZM39 228V227H38ZM46 228V227H45ZM50 228V227H49ZM83 228H84V226H83ZM162 228L163 229H165V230H163V231H161L162 230ZM172 228L170 229L171 231H172V233H173V235H174V230H172ZM227 229H228V227H226ZM226 228H224L225 230H226ZM234 228V232H235V230L236 229H238V228H236L235 229V227H233ZM256 228V227H255ZM1 229V228H0ZM6 229V228H5ZM12 229H14V228H12ZM96 229V228H95ZM168 229V230H169ZM177 229V230H176ZM220 229H222V228H220ZM223 229V230H224ZM246 229V230H247ZM251 229V228H250ZM250 229H248V233H249V230ZM263 229V228H262ZM3 230V229H2ZM1 230V231H2ZM8 230H9V228H8ZM11 230V229H10ZM9 230V232H11ZM15 230V229H14ZM14 230H12V232L14 231ZM17 230V229H16ZM50 229H46L41 235H42V238L41 239H39V240H41V241H43V245H41V244H39V243H41V241L35 246V248H34V251H31V255L28 257V255H27V257L28 258H24L23 257V254H21V250L20 251H18V250H16L17 248L16 247H14V246H8V248H7V250L8 251H6L5 250V252L3 251V253H5V254H3L4 256H2V254H1V257H0V264H35V263H37L38 261V258H37V256H39L40 254H41V252H40V250L41 251H45V252H42L43 254H47L49 257H51L50 255H52V260L54 261H52L51 260V263L53 262V263H56V264H73V262L74 261H76V260H74L73 258H71V256H70V254L67 252V249H66V246H65V243H64V240L65 239H63V236L64 235H67V234H58V236H56V238L54 237L53 238V236H51V233H50V231H49ZM52 230V229H51ZM54 230V229H53ZM63 230V229H62ZM77 230V229H76ZM127 230H129V228L127 229ZM167 230V231H168ZM168 231V232H170V234H172L171 233V231ZM229 230H233L232 228H230ZM243 230H244V228H243ZM241 231L240 229L239 230H236V231H240V233L241 232H244V231H246V230H244V231ZM252 230V229H251ZM264 230V229H263ZM0 231V232H1ZM86 231V230H85ZM89 231H91V228H90V230ZM167 231H166V233H167ZM221 230H219V232H220ZM261 231V230H260ZM6 232V231H5ZM11 232V233H12ZM53 232V231H52ZM55 232V231H54ZM64 233H65V231H63ZM75 232V231H74ZM219 232H216V234H215V236H218V239H221V238H223V236H224V232H223V235H221ZM257 232H258V229H257ZM256 231H254V228H253V233H257ZM7 233V232H6ZM16 233V232H15ZM87 233V232H86ZM222 233V232H221ZM230 233V232H229ZM228 233V234H229ZM239 233V232H238ZM239 233V234H240ZM246 233V232H245ZM244 233V234H245ZM252 233V235L253 236H255V235H257L258 236V233L257 234H253ZM261 233V232H260ZM17 234V233H16ZM55 234V233H54ZM77 234V233H76ZM137 234V233H136ZM165 234V233H164ZM170 234H168V235H170ZM243 234V233H242ZM250 234V233H249ZM12 235V234H11ZM209 235V236H208ZM237 235V234H236ZM246 235H247V233H246ZM251 235V234H250ZM251 235V236H252ZM4 236H5V234H4ZM3 236V237H4ZM12 236H14V234L12 235ZM155 236H156V238H155ZM160 236V237H159ZM178 236H179V238L181 239H179L178 238ZM212 236V235H211ZM229 236V235H228ZM65 237H67V236H65ZM64 237V238H65ZM79 237V236H78ZM91 237V236H90ZM140 237V236H139ZM164 237H165V235H164ZM167 237V236H166ZM165 237V238H166ZM169 237V236H168ZM237 237H240V236H238L237 235ZM248 237H250V236H248ZM1 238V237H0ZM164 238V239H165ZM227 238V237H226ZM14 239V238H13ZM38 239H37V241H38ZM75 239V238H74ZM162 239H163V237H162ZM235 239V238H234ZM19 240V239H18ZM66 240H68V239H66ZM77 240V239H76ZM75 240V241H76ZM142 240H143V238H142ZM190 240H192V241H190ZM1 241H3V240H1ZM4 241H6V240H4ZM3 241V242H4ZM79 241V240H78ZM118 241V240H117ZM163 241V240H162ZM188 241H190V244L191 245H189V243H188ZM218 241V240H217ZM244 241H246V240H244ZM2 242V243H3ZM103 242V241H102ZM101 242V243H102ZM143 242V241H142ZM231 242V241H230ZM248 242V241H247ZM1 242H0V244H2ZM34 243V245H32ZM80 243V242H79ZM109 243V242H108ZM122 243V242H121ZM150 243H149V246H150ZM7 244H9V243H7ZM99 244V243H98ZM122 244V245H123ZM231 244V243H230ZM239 244H241V243H239ZM5 244L3 243V246H4ZM22 245V246H23ZM101 245V244H100ZM121 245V244H120ZM122 245H121V247H122ZM180 245V244H179ZM229 245V244H228ZM234 245H235V243H234ZM244 245V244H243ZM247 245V244H246ZM2 246V247H3ZM27 246V245H26ZM25 246V247H26ZM109 246V245H108ZM117 246V245H116ZM223 246H225V245H223ZM236 246V245H235ZM24 247V248H25ZM99 247V246H98ZM110 247H112V246H110ZM114 247H115V245H114ZM118 247V246H117ZM156 247V246H155ZM222 247V246H221ZM5 248V249H6ZM236 248V247H235ZM69 249V248H68ZM106 249V248H105ZM119 250H120V247L118 248ZM153 249H154V247H153ZM240 249V248H239ZM73 250V249H72ZM108 250H111V249H108ZM107 250V251H108ZM121 250H122V248H121ZM179 250V251H180ZM235 250V249H234ZM26 251V250H25ZM89 251H90V248H89ZM106 251V250H105ZM116 250H114L113 249V254L114 253H116V254H118L117 252H121V251H116ZM135 251V252H136ZM173 251V250H172ZM178 251V252H179ZM232 251V250H231ZM239 251V250H238ZM23 252V251H22ZM27 252V251H26ZM199 252L201 253H204V255H201V254H199ZM83 253V252H82ZM87 253V252H86ZM101 253V252H100ZM122 253H124V252H121V254ZM129 253V252H128ZM133 253V252H132ZM180 253V252H179ZM178 253V254H179ZM240 253V252H239ZM252 253H253V255H252ZM27 254H29V252L27 253ZM88 254V253H87ZM90 254V253H89ZM92 254V253H91ZM95 254V253H94ZM104 254H106V253H104ZM103 254V255H104ZM111 254H112V252H111ZM175 254H177V253H175ZM243 254V255H244ZM26 255V254H25ZM24 255V256H25ZM42 255V254H41ZM72 255V254H71ZM107 255V254H106ZM124 255V254H123ZM125 255H127V254H125ZM134 255H135V253H134ZM171 255L173 256V254H170V257H171ZM181 255V254H180ZM199 255H201L200 257H199ZM229 255V254H228ZM241 255V254H240ZM240 255H239V257H240ZM73 256V255H72ZM82 256V255H81ZM114 256V255H113ZM112 255L110 256V257H113ZM116 256V255H115ZM128 256V255H127ZM136 256V255H135ZM158 256V255H157ZM176 256V255H175ZM185 256V255H184ZM185 256V257H186ZM252 256V257H251ZM254 256V257H253ZM4 257V258H3ZM41 257V256H40ZM42 257H44L43 255H42ZM47 256H45V258H46ZM49 257H47L48 259H49ZM76 257V256H75ZM84 257V256H83ZM104 257V256H103ZM105 257H107V256H105ZM123 257V256H122ZM130 257V256H129ZM128 257V258H129ZM155 257V256H154ZM233 257L235 258H237L238 260H236V259H233ZM89 258V257H88ZM109 258V257H108ZM114 258H116V257H114ZM117 258H118V256H117ZM124 258V257H123ZM133 258H134V256H133ZM142 258V259H143ZM148 258H149V256H148ZM147 258V259H148ZM165 258V257H164ZM173 259H175L174 258V256L172 257ZM37 259V260H36ZM96 259V258H95ZM125 259H127V258H125ZM132 258H129V260H131ZM141 259V258H140ZM159 259V258H158ZM167 259H168V256H167ZM177 259V258H176ZM205 259V258H204ZM46 260V259H45ZM74 260V261H73ZM106 260H107V258H106ZM106 260H105V263H106ZM120 260V259H119ZM134 260V259H133ZM132 260V261H133ZM145 260H146V258H145ZM161 260H163V259H161ZM40 261V260H39ZM47 261H49V260H47ZM79 260H77L76 261V263L78 262ZM83 261V260H82ZM82 261L80 260V262L82 263ZM104 261V260H103ZM121 261V260H120ZM150 261V260H149ZM149 261H148V263H149ZM158 261V260H157ZM175 261V260H174ZM206 261V260H205ZM50 262V261H49ZM80 262H78L77 264H80ZM94 261H91V262H87V263H85V261H84V263L83 264H95V263H93ZM101 262H102V260H101ZM108 262V261H107ZM126 262H127V260H126ZM145 262V261H144ZM200 262V263H199ZM203 262V261H202ZM207 262V261H206ZM75 263V264H76ZM100 263V262H99ZM104 263V264H105ZM112 263V262H111ZM164 263V262H163ZM204 263V262H203ZM38 264H39V262H38ZM128 264V263H127ZM174 264H176V263H174ZM207 264V263H206Z\"/></svg>",
    "mask_w": 264,
    "mask_h": 264
},
{
    "label": "rangeland",
    "instance_id": "374dc122",
    "mask_svg": "<svg viewBox=\"0 0 264 264\" xmlns=\"http://www.w3.org/2000/svg\"><path fill=\"white\" fill-rule=\"evenodd\" d=\"M6 2V1H8L7 2V4L9 3H11L10 1H12V3H14L15 5H17L16 3H18V2H20L19 0H1L0 2H1V5L3 4V6H4V3L3 2ZM14 1V2H13ZM27 2V5L29 6V9L31 8L32 9V7H30V5H32L34 8L32 9V13H33V11H34V13H36V11H40L41 13H43L45 16H44V19H43V15H41V13L39 14V13H37L38 15H39V17H37V18H40V16H42V19H43V21H47L48 20V18H49V20H51L53 17V19H52V21L56 18L57 19V17H58V19L56 20H54V21H56V23L55 22H53L54 24H52V21H51V23L49 24L50 25V27L48 28L47 27V30L48 29H50V30H45L46 29V27H45V24L44 23H41L40 21H38L39 19H34V17H32V13H28V15H30L31 14V17L34 19V21L32 22V18H30L31 20H29V18H27L26 20H25V22H24V18H26V16H27V12H29L30 10H28V11H26L28 8L26 7L27 5H26V2ZM23 0L21 3H23V4H21V3H18V5L16 6V7H14V8H16V10L15 11H17V12H19L20 14L23 12V13H25V11H26V16H25V14H24V18L21 16V15H19V13H18V15H17V13L16 12H14L13 11V14H14V16L12 15V13H10L14 8H13V4H12V6H11V4H10V6H9V4L7 5L6 4V6H4L5 8H2L1 7V9H0V19H2V21H3V23H1L0 24V33H1V35H0V52H1V54H0V68L2 69V71L0 70V76L2 77V74L4 73H6L5 74V76H4V74H3V77L2 78H0V82H5L4 84L3 83H0V101H2L3 99V102H4V105L6 106V105H8L9 104V106H4V110H5V112L6 111H8L7 112V114H9L8 115V117L10 116V119L12 120V118H13V120L12 121H14V119H18V120H16V121H14L15 123H16V125H17V127H18V125H19V127L17 128V130H13V128L11 129V130H13V132L12 131H8V130H5L4 128L2 129V127L0 128L1 129V131H0V145H2V144H6V143H9V147H10V149H9V151L10 150H12V153H16L17 152V150H19L20 148H21V146H24V145H28L29 147H28V149H30V150H28V153L30 154V156L32 157H38L41 161L43 160L44 162V164H45V166H47V169L48 170H46V172H45V176L44 175H42V174H44V172L42 171V176H44L43 178L41 177V178H39V179H41V181L37 184H33V185H24L23 186V190L20 188V190L18 191L16 188H15V186H17V184H16V182L18 181L17 179H15V178H12V170H13V168H5L6 169V171L8 170L10 173H8V175H6L4 178H2L3 176H1L0 175V188H2V189H0V242L2 243L4 240H6V241H4L3 243L5 244L4 246H3V243L2 244H0V257H1V254H2V256H4L3 254H5L6 252H5V250L6 251H8L7 250V248H8V246L10 247V246H14V247H16L17 249L16 250H18V251H20L21 252V254H23V257L24 258H28L32 253H31V251H34V248H35V246L41 241V240H39V239H41L42 238V233L47 229H50L49 231H50V233H51V236H53V238L55 237L56 238V236H58V234L60 235V234H67V235H64L63 236V239H65L64 240V243H65V246H66V249H67V252L70 254V256H71V258H73L74 260H79L78 262H80V260L82 261V263L80 262V264H83L84 263V261H85V263H87V262H91V261H94L93 263H95V264H104L105 263V260H106V258H107V260H106V263L105 264H174V263H176L177 264V262L176 261H178V258H180V256H181V258L180 259H182L183 257L184 258H187V253H189V251H186V249H184V250H182V253H181V250H180V247H181V243L180 242H178V240H177V237L175 236V235H177L178 233H179V235H181L180 234V232L177 230V234H175L176 233V231H175V227L174 228H172L171 227V225H173V223H171V225H169V224H165V226L167 227V229L165 230V229H163V228H166L165 226H164V224L163 223H161L162 225H163V228H162V230L161 231H163V230H165L164 232H161V233H159V235L160 234H162L163 233V239H162V237H160L159 239H155V241H158V240H160V241H158V242H153V239H152V241H151V243H150V246H149V243H148V245H147V248H148V252H147V254H146V256H145V258H146V260H145V258H143L144 256L141 254V253H139L138 252V254H137V251L135 250V249H129V248H126V245L125 244H128V242L129 241H127V240H129V239H131V238H133V236H129V235H131V231L132 232H135V237H136V239H137V242H138V245H143V244H145V240H146V238H144L146 235H145V233H146V231L144 232V230H145V227L144 228H142V230H140V228L141 227H143V225H141L142 223L143 224H145L144 222L145 221H142V220H144V219H139V218H145L144 216H146L150 211H152V209L154 208V200H153V198L151 199L150 197H151V195L148 193H144L143 195H141L138 199H137V204H136V207L137 208H130L129 207V210H128V216H130L131 217V219L132 220H130V217H129V220L130 221H126V222H128V224H125L126 222L125 221H123V219L121 218V220H119L120 218H118L117 216H108L107 218H106V216H105V218H104V220L103 219H101L100 220V218H103L104 217V215H105V213H106V209L107 210H109L110 208H112L114 205H112V203L113 204H115V205H118L119 204V206H120V201H119V199L121 198V197H123L124 195L123 194H126L125 193V191H127V187H125V185H124V183L122 182V180H117L116 179V182H115V179L113 180H111L109 177L110 176H107V174H102L101 175V177L99 178H96L95 179V181H92V183H91V178H92V175L94 174V171H91V172H87V173H85L84 174V176H80V180H79V182H82V184H81V191L82 192H86V191H88V190H90L91 191V189H94V190H96L97 191V193L95 194V199L93 198V197H91L90 199H89V201H88V203L89 204H92L93 202H94V204H92V205H94V211L95 212H97L96 211V209L98 210L99 208V212L98 213H96L97 215H98V217L99 218H97V215L95 214L94 216V219L95 218H97L98 220H96L95 219V221H90L91 222V225H89L90 224V222H87V223H82V222H80V225H78V226H76V228L74 229H69V230H64L65 228H63V225L61 226V223H60V221L58 222V221H56L57 220V217L56 216H58V215H56L57 213H56V211H52V214L54 215V222L53 221H51V223H54V224H51L50 222L48 223L47 221H45L44 220V213L42 212V211H40L39 212V214H37V215H35L34 214V212H35V210H34V208H35V204H34V200H36V198H38L39 196L40 197H42V195H44V194H47L48 192H49V189L48 188H50V185H51V188H58L59 187V185H62L61 184V182L63 181V179L65 178V172L67 171V169H69L70 167L68 166V168H67V166H65V167H63V165L62 166H58V165H56L55 163L57 162L56 160H58V159H60V160H62L63 158H62V156L65 158V157H67V155L66 154H62L61 153V151L59 150V148L62 146V138H60V135H55L54 133H52L51 131H49V129H47V126H49V124H52V122H59L60 121V118H61V121H62V114H56V115H41L40 116V118L38 117L37 119L33 116V114H32V112L34 111V110H39L41 113H44V111H46V110H51L52 109V107L54 108V107H56L57 105H58V102L60 103L61 102V99L62 100H64L63 98H65V97H67L68 98V96L67 95H74V97L73 96H71V97H73V98H77V99H75V100H77V101H80L79 99H81V101L79 102V103H81V104H83L84 106H85V108H87V109H89V108H94L95 106V108L94 109H96L97 107H98V110H103V109H106L107 108V105H110V104H108V102H110V103H115V99L117 98V97H120V92L118 91V89H119V87H120V89H121V83L122 82H125V79H126V83H128L129 82V84H130V86L132 85V84H134V85H132V86H136V88H130L131 90H134V92H132V95L131 96H128V97H120L119 98V100L121 101V99L123 100V101H119L120 102V104H119V102L117 101L118 100V98L116 99V102H117V108L119 109V106H120V108L122 109H119L120 111H123V114H124V116L125 117H131L132 116V114L130 113V111H127V112H125L126 110H129V108H130V106H127L126 107V104H128V101H129V98L130 97H132V96H136L135 98H139V96H141V98H144V99H146V96H147V98L151 95L152 97L155 95H157L156 97H158L159 95V98L160 99H162V100H165L166 102L168 101H170V100H172L171 102H167V104H169L170 105V103L173 105V101H177L176 103H174V104H176L174 107H177L180 103H179V100H180V102L182 101V97L184 96H186V95H188V93H190L189 91H187L188 89H191V87H192V89L190 90L191 92H193L195 89L197 90V91H195L194 92V94L196 93V92H199V95H200V90H203L202 92L206 95V96H208V97H210L211 95H214L213 93L215 92V90H212V91H214L213 93H212V91H210L211 92V94H209V91H206L208 88H209V85H211L210 87L211 88H215V89H217L220 85V81L222 80V79H224V78H226L227 77V79L228 80H233V81H238V79H239V77H240V75H238L240 72H242V73H240L241 74V76L243 75V77H246V76H244L245 74L243 73V72H245L246 71V68L247 67H252L253 66V68H251L252 69V71H257L256 70V68L258 69V68H260L262 65H264L263 64V60H264V36H263V34H260V35H262V37L261 36H259L260 37V40H262V42L260 41V42H258V40L257 41H255L254 39H257V38H254V36L255 37H258V36H256V35H254L253 33H254V31H253V29H252V27L250 28V30L247 32V39H248V37L250 38L251 36H252V38H254L253 39V41H252V43H254L253 45H255V47L257 46V45H259V47L260 48H263V49H256L255 51H254V55L253 54H249V53H246V54H248V55H251L250 57H247V55L246 54H243L242 56H244V55H246L245 57H242V60H241V58L239 57H237V58H235L234 56H232V55H229V54H226V58H225V60H224V62H221L220 61V63L219 64H223V65H219V67H214V66H212L211 68L213 69V68H215V69H213V70H210L211 68H209V70L207 69L209 66L207 65V63L204 61V59L203 60H201V58L200 57H203V56H200V55H202V54H208L207 52H211L212 54L214 53L213 51H215V50H213V48L214 49H217L216 51H215V54L216 53H218V51H219V47L221 48V46L224 44V40H222V37L223 36H221V35H223L224 34V32H222V31H219V30H221V29H223L224 27H221V26H224L225 24V27H227L228 26V24H229V21L228 20H231V19H229V18H231V15L227 12V10L226 9H228V8H226V7H228V4H227V6H226V3H225V1L223 2V0H219V1H214L213 2V4H216V5H213V6H211V7H208L209 9L210 8H212L211 9V13H213L214 11V9H215V7H217L218 5L217 4H219L220 3V6H218V8L217 9H215V12H216V10H218L219 11V13H221V14H217V12H216V14L218 15H216V17H217V19H214V16H215V12H214V15L212 16L211 15V13H210V15H207V16H205V17H209V16H212V18L215 20V21H213V19L212 18H210L209 17V20H207V18H205L204 17V15L202 16V17H204L205 19V21H210V22H208V24L210 23L211 24V22L213 21V23L210 25V26H208V24H206V22H204V21H202L203 20V18L201 19V24H206V26L205 25H203L204 27H203V29L205 28H211V30H210V28L208 29H206V30H208V31H204V32H208V34L207 35H209V36H207V35H205V37L207 36V37H209V38H207L206 37V39L208 40V42H209V45H210V47H208L207 46V48L206 49H204V48H200V47H202L201 45L199 46V41H198V37H196L197 36V32H196V27L194 26L195 24V21L194 22H190V23H192V25L190 26V27H192V28H188V26H185V30H192L193 29V27H194V29L191 31V32H193V33H189V35H190V38H193L194 40H193V42H196V41H198V44H195V43H193L190 47L191 48H189V51H186V53L187 52H189L188 53V55L189 54H192V56H193V58H194V60H192V62L190 63V67H198V65H199V69H201L202 68V71H204V72H201V73H204L203 75L200 73V75L198 74L200 71H198L199 69L197 68L196 70L198 71H195L193 68H190L189 66V68L187 67V69H185V67H180V69L178 68V70H176L177 69V65H175L174 63H173V61H172V63H171V67L170 66H166V60L165 59H162L163 60V62H165L166 64H165V67H166V69H165V67H163V63H161V65L159 64L160 62L159 61H161L162 62V60H160L159 58V60H157L156 59V61H154L153 59L154 58H152V60H150V59H147V58H144L145 57V55H144V53L142 52V51H140V52H137V51H135L134 53H136L135 54V56L133 55L134 53H132V52H127V53H129V54H127L126 53V51H128L129 49H127V50H124V52H125V54H127V56L129 55H132V56H130L131 57V63L129 64V65H127V67H126V64H125V67L123 66V63H120L119 61L121 60L122 61V57L124 56V55H122V57H121V55H120V60L118 61V59L116 58V57H111L112 56V52L110 51L111 49L110 48H108L109 46L108 45H106V49H103V46H105V45H101V47L102 48H100V45L99 44H95V47H93L94 46V44L93 43H89V41L85 38V36H87L88 34L86 33V29L90 32V29L91 28H89V27H91V26H89L88 27V25H89V21L90 20H93V18H94V15H92L93 14V12H91L90 11V8H89V10H88V6H89V3H87L88 1L87 0H85V2H84V0H81V1H83L84 3H85V5L87 6V9H86V6L84 5V3H82L81 1H80V3L78 2V3H75L76 5H73L72 4V2H74V1H72L71 2V4L73 5V7L74 6H76L74 9H76L77 7L79 8V9H76V10H78V13H79V11H80V8H81V10H83V9H86V11L85 10H83V11H85V12H87V10H88V12L89 13H87L89 16H87V14H86V16L87 17H84V18H88V22H87V24L88 25H85V23L83 22V21H87V19H83L82 17H83V15L84 14H82V12L83 11H80V13H81V15H82V17H79V16H81L80 15V13H79V16L77 17V15H78V13L76 14V10H74V11H76L75 13L73 12H71V9H72V5H70L69 3V1L68 0H64V4L61 2V0H59V2H58V0H56V1H53V0ZM30 1H32V2H30ZM63 1V0H62ZM76 2L78 1V0H75ZM87 1V2H86ZM132 1H134V0H132ZM149 1V2H148ZM157 1V0H156ZM221 1H222V3H221ZM30 2V4H28ZM49 2V3H48ZM52 2V3H51ZM56 2V3H55ZM66 2H69L68 4L66 3ZM135 3L137 2H147L148 4L151 2L152 3V0H144V1H138V0H135L134 1ZM153 2H155V0L153 1ZM227 2V1H226ZM48 3V4H47ZM58 3V4H57ZM60 3H62V4H60ZM66 3V4H65ZM141 3V4H142ZM150 3V4H151ZM199 3V2H198ZM224 3H225V6H222V5H224ZM35 4V5H34ZM45 4V5H44ZM49 4H51L50 6H49ZM56 4V5H55ZM81 5V6H77V5ZM140 4V5H141ZM144 4V3H143ZM146 4V3H145ZM149 4V5H150ZM27 8H25L24 6ZM43 5V6H42ZM63 5V6H62ZM68 5H70V6H68ZM84 5V6H83ZM139 5V4H138ZM19 6V7H18ZM40 6V7H39ZM62 6V8L64 7V6H66L67 7V11L66 10H63L62 8L60 9V7ZM20 7H22L21 9H20ZM66 7H64L65 9H66ZM221 7V8H220ZM7 8L9 9V10H11L10 12H9V10H7ZM17 8H18V10H17ZM24 8L26 9L25 11H23L24 10ZM42 8V9H41ZM208 8H207V10H208ZM214 8V9H213ZM6 10V11H8V12H4V11H1V10ZM19 9L21 10V11H19ZM44 9V10H43ZM57 9V10H56ZM70 9V10H69ZM222 9V10H221ZM223 9H225V10H223ZM36 10V11H35ZM48 10V11H47ZM51 10V11H50ZM63 10V11H62ZM180 10H181V12L184 14L185 12H183V10L180 8ZM206 10V9H205ZM205 10L203 11V13L205 14H207V12H205ZM64 11H66V12H64ZM72 11H73V9H72ZM209 11V10H208ZM221 11H223V12H221ZM60 12V13H59ZM70 14H69V13ZM210 12V11H209ZM208 12V13H209ZM226 12H227V14H228V17H227V14H226ZM16 13V14H15ZM22 13V14H23ZM67 14V15H63V14ZM84 13V12H83ZM202 13V12H201ZM224 13V14H223ZM8 16H7V15ZM11 14V15H10ZM48 14H49V16H48ZM56 14V15H55ZM69 14V15H68ZM72 14V15H71ZM226 14V15H225ZM2 15V16H1ZM15 15H17V16H19V18L16 16L15 17ZM38 15H33V16H38ZM61 15V16H60ZM92 15V17L89 19V17ZM221 16V18H224V20H222L221 22H220V20H219V18H220V16ZM3 16H4V18H3ZM12 16V17H11ZM22 18H21V17ZM70 18H69V17ZM85 16V15H84ZM222 16H224V17H222ZM15 17V18H14ZM28 17H30V16H28ZM46 17H48V18H46ZM75 17V18H74ZM165 17H167V16H165ZM164 17V20L166 19ZM215 17V18H216ZM11 18H13V19H11ZM17 18H18V20H17ZM45 18H46V20H45ZM62 18V19H61ZM64 18V19H63ZM72 18V19H71ZM188 18H191L190 16L188 17ZM187 18V22H188V19ZM225 18H226V20L228 21V22H225ZM20 19V20H19ZM67 19V20H66ZM70 19V20H69ZM82 19H83V21H82ZM8 20V21H7ZM13 20H15V21H13ZM35 20H36V23H40V26L42 25V26H44L43 28L42 27H38L39 26V23L38 24H36L35 23ZM40 20H41V18H40ZM75 20V21H74ZM194 19H192L191 21H193ZM1 21V22H2ZM23 21V22H22ZM29 21H31V22H29ZM172 21V20H171ZM190 21V20H189ZM217 21V22H216ZM4 22H8L7 24L6 23H4ZM13 23V26H16V27H18L19 26V28H20V30L21 29H23V34H22V36L23 35H25V36H29L30 38H28V39H30V40H32L33 39V41H32V43L31 42H29L30 40H28L27 39V42L26 41H24V42H22V43H24V44H22L21 43V41H23V40H25L27 37H24V39L22 38V36L19 38V39H14V38H8L7 39V37H8V35L7 34H5V32L7 31V29H6V31L5 30H2V29H5L4 27H6L9 23ZM28 22V23H27ZM48 22H50V21H47V24H48ZM57 22H58V24H59V22H61L60 24V26L62 27V28H60L58 25H57ZM65 22V23H64ZM215 22H216V25H215ZM219 22H220V24H219ZM224 22V24H222ZM11 23V24H12ZM24 23V24H23ZM35 23V25H33ZM46 23V22H45ZM80 25V26H82V27H80L78 24ZM80 23H82V24H80ZM172 23V22H171ZM190 23L188 22V24L190 25ZM15 24V25H14ZM29 24V26H27ZM44 24V25H43ZM55 25L56 24V26L58 27V29H60L59 31L57 30V32H55L56 31V28H55V26L53 27L52 25ZM68 24V25H67ZM70 24V25H69ZM76 24V25H75ZM83 24L85 25V26H87L86 27V29H84L83 30V28H84V26H83ZM217 24H218V26L220 25V27H219V29H218V26H217ZM3 25V26H2ZM6 25V26H5ZM31 25V26H30ZM73 25V26H72ZM3 28H2V27ZM22 26V27H21ZM26 26V27H25ZM32 26L35 28H32ZM52 26V27H51ZM72 26V27H71ZM215 27L214 28V30H213V28L212 27ZM37 27V28H36ZM64 27V28H63ZM67 27V28H66ZM78 27V28H77ZM2 28V29H1ZM39 28V29H38ZM45 28V29H44ZM55 28V29H54ZM30 29V30H29ZM52 29V30H51ZM55 31H54V30ZM218 29V31H216ZM225 29V28H224ZM25 30H27V31H25ZM29 30V31H28ZM39 32H38V31ZM45 32H44V31ZM67 30H68V32H67ZM69 30L71 31V32H69ZM81 30H83L82 32H81ZM215 31V32H213V31ZM5 31V32H4ZM22 31V30H21ZM50 31V32H49ZM52 31V32H51ZM78 31V32H77ZM211 31V32H210ZM27 32V33H26ZM29 32H31L30 34L31 35H29ZM41 32V33H40ZM44 32V33H43ZM48 32V33H47ZM67 32V33H66ZM74 32H76V33H74ZM85 32V33H84ZM88 32V33H89ZM217 32V33H216ZM218 32H221V33H223V34H220V33H218ZM7 33V32H6ZM54 35H53V34ZM57 33V34H56ZM67 34L66 36H64L63 34ZM70 33V34H69ZM75 34V35H73V34ZM83 33V34H82ZM195 33V34H194ZM209 33H211V34H209ZM213 33H214V35H213ZM252 33V34H251ZM4 34V35H3ZM72 34V35H71ZM79 34V35H78ZM82 34V35H81ZM206 34V33H205ZM216 34V35H215ZM217 34H219L220 35V37L219 36H217ZM250 34V36H248ZM5 35H7V36H5ZM32 35H34V36H32ZM37 35H39V36H37ZM50 35V36H49ZM193 35H195V36H193ZM1 36H3V37H1ZM49 36V37H48ZM71 36H73V37H71ZM192 36V37H191ZM212 38H211V37ZM214 36V37H213ZM32 37H35V38H32ZM39 37V38H38ZM57 39L58 37H59V39H55V38ZM68 37V38H67ZM195 37V38H194ZM215 37H216V39H215ZM219 39H218V38ZM22 38V40H20ZM37 38V39H36ZM66 38H67V41H66ZM79 38V39H78ZM82 38V39H81ZM84 38V39H83ZM197 38V39H196ZM43 41H42V40ZM53 39H55V40H53ZM69 39H71V40H69ZM74 39H75V41H74ZM85 39H86V41H85ZM209 39L211 40V42L209 41ZM214 39V40H213ZM224 39V38H223ZM15 40H17V41H15ZM41 40V41H40ZM46 40V41H45ZM63 42V40H65L64 42H63V44H62V42ZM72 40H73V42H72ZM85 42H84V41ZM196 40V41H195ZM11 41V42H10ZM13 41H15V42H13ZM36 41V42H35ZM44 41H45V43H44ZM52 41V42H51ZM57 41V42H56ZM59 41V42H58ZM69 41H71V42H69ZM10 42V43H9ZM21 43V44H19V43ZM49 42V43H48ZM78 42V43H77ZM256 42H257V44H256ZM3 43V44H2ZM5 43V44H4ZM17 44V48L15 47V45ZM29 43V44H28ZM39 43V44H38ZM44 43V44H43ZM48 43V44H47ZM55 43H57V44H55ZM68 43V44H67ZM88 43V44H87ZM132 43V42H131ZM197 43V42H196ZM219 43V44H218ZM261 43V44H260ZM9 44H10V46H9ZM11 44H12V46H11ZM31 44V45H30ZM36 46H35V45ZM49 44H51V45H49ZM55 44V45H54ZM61 44V45H60ZM66 44H67V46H66ZM72 44V45H71ZM83 44H84V46H83ZM87 44V45H86ZM133 44V43H132ZM217 44H218V46H217ZM222 44V45H221ZM33 45V46H32ZM48 45V46H47ZM53 45V47L55 48H53V47H51ZM71 47H69V46ZM79 47H78V46ZM86 45V46H85ZM93 45V46H92ZM96 45H97V47H98V50H97V47H96ZM194 45H196V46H194ZM213 45V46H212ZM261 45V46H260ZM21 46V47H20ZM57 46V47H56ZM60 46V47H59ZM63 46V47H62ZM66 46V47H65ZM89 46V47H88ZM91 46V47H90ZM212 46V47H211ZM7 47H9V48H7ZM11 47H12V49H11ZM13 47L14 48H16V50L15 51H13L12 52V50H13ZM48 47V48H47ZM73 47H75L76 48V50H75V48H73ZM88 49V51L87 50H85L86 48ZM93 47V49H91ZM193 47V48H192ZM198 47V48H197ZM258 47V46H257ZM258 47V48H259ZM6 48V49H5ZM56 48H58V49H56ZM63 48L65 49V50H63ZM73 48V49H72ZM78 48H81L80 49V52L78 51L79 49ZM94 48H95V50H97V52L96 53H98V55H93V53L95 52H93V50H94ZM100 48V49H99ZM107 48H108V50H107ZM195 48V49H194ZM9 49V50H8ZM50 51H49V50ZM54 49V50H53ZM61 49V50H60ZM89 49H91V50H89ZM110 49V50H109ZM191 49V50H190ZM196 51V52H194V50ZM200 49V50H199ZM204 49V50H203ZM208 49V50H207ZM209 49H212L211 51L209 50ZM3 50V51H2ZM58 50V51H57ZM60 50V51H59ZM72 50V51H71ZM83 50V51H82ZM104 50H105V52H106V50L108 51V52H106V53H103L104 52ZM199 50V51H198ZM203 50V51H202ZM206 50V51H205ZM8 51H10V52H8ZM28 51V52H27ZM34 51V52H33ZM36 51V52H35ZM37 51H38V54H37ZM39 51H41L40 53H39ZM45 51V52H44ZM63 51H64V53L65 54H67V57H66V55L63 53ZM67 51H69V53H70V58L68 57V53H66ZM100 51H102V55H104V54H107V55H104V56H107L105 59L102 57V55L100 56V54L101 53H99ZM111 53H110V52ZM19 53V55H18V53ZM33 52V53H32ZM58 52V55L56 54V53ZM77 52V53H76ZM86 52H87V54H86ZM91 52V53H90ZM198 52V53H197ZM203 52H205V53H203ZM257 52V53H256ZM258 52H260V54L258 53ZM49 53V54H48ZM51 53V54H50ZM55 53V54H54ZM61 53H63L64 54V56H63V54H62V56H61V58H60V54ZM85 53V54H84ZM111 54V56H109L110 54ZM200 53V54H199ZM9 54V55H8ZM12 54V56H10ZM27 54H28V56H27ZM90 54V55H89ZM197 54H198V56H197ZM23 55V56H22ZM32 55V56H31ZM51 55V56H50ZM53 55V56H52ZM75 55V56H74ZM78 55V56H77ZM139 55V56H138ZM195 55H196V57H197V59H196V61H195ZM252 55H253V57H252ZM14 56H16V57H14ZM24 56H25V58H24ZM50 56V57H49ZM76 57V58H81V59H76V58H74V57ZM81 56V57H80ZM127 56H126V58H127ZM128 56V57H129ZM134 56V57H133ZM187 56V55H186ZM229 56H230V58H229ZM231 56H232V58H231ZM256 56V57H255ZM259 56V57H258ZM5 59H3V58ZM13 57V58H12ZM30 57V58H29ZM42 57V60L40 59ZM63 57H66V58H64L65 60L66 59H70L69 61H65L64 62V60H63ZM83 57V58H82ZM87 57V58H86ZM93 57V58H92ZM100 57V58H99ZM104 59H102V58ZM111 57V58H110ZM137 57V58H136ZM233 57H234V60H233ZM262 57H263V59H262ZM12 58V59H11ZM24 58V59H23ZM34 58V59H33ZM43 58H44V60H43ZM46 58V59H45ZM54 58V59H53ZM74 58V59H73ZM111 60V59H113V60H111L112 62H108V60L109 59ZM132 58H135L137 61L138 60H140V61H138V62H136V60L134 59H132ZM140 58V59H139ZM142 58V59H141ZM244 58V59H243ZM253 58V59H252ZM256 58V59H255ZM260 58V59H259ZM31 59H32V61H31ZM108 59V60H107ZM117 59V60H116ZM145 59V60H144ZM146 59H147V61L151 64V63H155V64H151V65H154L155 67H157V68H160V66H162L163 67V70H162V68H160V69H157V68H155V69H152L151 70V68H154V66L153 67H151V65L149 64V63H147V66H146V63H145V65H143L144 63V61H146ZM229 59H231L230 61H229ZM250 59V60H249ZM6 60H7V64H6ZM14 60V61H13ZM28 60V61H27ZM38 60V61H37ZM45 60H47V61H45ZM51 62H50V61ZM72 60V61H71ZM75 60V61H74ZM76 60H77V63H76ZM84 60H87V61H84ZM106 60V61H105ZM114 60H116V61H118V62H115ZM144 60V61H143ZM199 60V61H198ZM245 60H246V62H245ZM254 60V61H253ZM11 61V62H10ZM13 61V62H12ZM18 61V62H17ZM70 61H71V63H70ZM81 63H80V62ZM92 61V62H91ZM94 61V62H93ZM96 61H97V63H96ZM106 63H105V62ZM114 61V62H113ZM142 61V62H141ZM150 61H152V62H150ZM169 63L171 62V61H169V60H167ZM219 61V60H218ZM217 61V62H218ZM229 61V62H228ZM236 61V62H235ZM252 61H253V65L251 64L252 63ZM256 61V62H255ZM260 61H263V62H260ZM5 62V63H4ZM9 62V63H8ZM22 62V63H21ZM41 62V63H40ZM49 62V63H48ZM66 62H68V67L66 66L67 65V63ZM79 62V63H78ZM83 62H85V64L83 63ZM87 62V63H86ZM88 62H90V65H89V63ZM100 62V63H99ZM132 62H133V64H132ZM141 62V63H140ZM216 62V63H217ZM228 62V63H227ZM232 62V63H231ZM260 63L259 65L257 64V63ZM13 63V64H12ZM15 63H16V65H15ZM21 63V64H20ZM31 63V64H30ZM34 65H33V64ZM35 63H36V65H35ZM38 63H39V65H38ZM51 63V64H50ZM58 63V64H57ZM64 63H66V64H64ZM69 63H70V65H69ZM73 63H74V65H73ZM108 63V64H107ZM112 63H114V64H112ZM119 65H118V64ZM137 63V64H136ZM140 63V64H139ZM168 63V65H170ZM249 63L251 64V66H249ZM2 64V65H1ZM6 64V65H5ZM12 64V65H11ZM25 64V65H24ZM59 65V66H61L62 64V66H63V68L65 67V70L66 71H68V72H70L71 74H74V75H71L70 73H69V76L66 78V79H68V80H65V78H64V76L62 77L61 75L63 74L64 75V73H62V74H60L59 72H61V71H63V70H60L59 72L57 71V68L59 69V66H57V65ZM76 64L78 65V66H76ZM84 64V65H83ZM91 64H93V65H91ZM106 66H104V65ZM112 64V65H111ZM117 64V65H116ZM120 64H122V68L121 67H119L120 66ZM133 65L132 66V68H131V70H129L130 69V65ZM149 64V65H148ZM157 64V65H156ZM159 64V65H158ZM173 64H174V66H173ZM193 64H194V66H193ZM206 64V65H205ZM208 64H210V63H208ZM218 64V63H217ZM232 64V65H231ZM244 64V65H243ZM254 64H255V66H254ZM262 64V65H261ZM10 65V66H9ZM31 65V66H30ZM32 65H33V68H31L32 67ZM45 65V66H44ZM54 65H55V67H57L56 69H54V72L52 71L53 70V68H52V66L54 67ZM87 65H88V67L89 68H91V69H89L88 67H87ZM94 65H96V66H94ZM99 65H101V66H99ZM136 65V67H134ZM139 65H140V67H139ZM202 65V66H201ZM258 65V66H257ZM15 66V67H14ZM16 66H17V68H16ZM22 66V67H21ZM35 66H36V68H35ZM40 66V67H39ZM42 66V67H41ZM48 66V67H47ZM62 66H61V68H62ZM70 66V67H69ZM94 66V67H93ZM129 66V67H128ZM143 66H144V68H143ZM148 66H150V67H148ZM173 66V67H172ZM222 66H224V67H222ZM3 67V68H2ZM13 67V68H12ZM31 68L32 69V71L30 72V69H28V68ZM44 67H46V69L44 68ZM78 67H80V68H78ZM98 67H100V69L98 68ZM104 67H105V69H104ZM109 67L110 68H112V70H110L109 69ZM139 67V68H138ZM146 67H148V68H146ZM201 67V68H200ZM241 67V68H240ZM256 67V68H255ZM50 68V69H49ZM69 68V69H68ZM84 68H85V70H84ZM89 69V70H92L91 72H89V70H87V69ZM120 68H121V70H123V72L120 70ZM124 68H126V69H124ZM128 68V69H127ZM135 68V69H134ZM173 69L174 71H172L171 69ZM176 68V69H175ZM183 70H182V69ZM221 68V69H220ZM236 68V69H235ZM240 68V69H239ZM10 69V70H9ZM17 69V70H16ZM25 69V70H24ZM68 69V70H67ZM95 69V70H94ZM102 69V70H101ZM115 69V70H114ZM120 71H119V70ZM137 69H139L140 71H141V73L143 72V71H145V72H147L148 73V75H149V81L147 80V78L145 79H143L142 80V77H140L138 74L140 73V72H138L137 74H135L136 72H137ZM141 69H143V70H141ZM159 70V71H157V70ZM164 69H165V72H164ZM168 69H170L172 72H173V74H171L172 72H170V70H168ZM189 69V70H188ZM192 70V72H191V70ZM219 69V70H218ZM223 69L225 70V71H223ZM234 69V70H233ZM239 69V70H238ZM243 69V70H242ZM253 69H255V70H253ZM9 70V71H8ZM24 70V71H23ZM28 70H29V72H28ZM34 70V71H33ZM40 70V71H39ZM45 70H46V72H45ZM56 70V71H55ZM106 70V71H105ZM127 70V71H126ZM147 70V71H146ZM154 73H151V75H150V72L151 71ZM157 71V73L161 76L160 77V79H159V81L161 82V81H163V80H165L164 82H165V85H163L164 84V82H163V84H162V82L159 84V81L157 82L156 81V79L157 78H155V77H157V74L155 75V73H156V71ZM167 70V71H166ZM209 71V72H211V71H214V74H213V72H211L212 73V76H211V73H209V72H207V71ZM218 70V71H217ZM221 70V71H220ZM237 70H238V72H237ZM259 70V69H258ZM7 71V72H6ZM18 73H17V72ZM26 71V72H25ZM39 71V72H38ZM72 71V72H71ZM76 71H79V73H76ZM83 71V72H82ZM86 71V72H85ZM88 71V72H87ZM97 71V72H96ZM101 71V72H100ZM127 73H126V72ZM149 71V72H148ZM162 73H161V72ZM176 71H177V74H178V72H179V74H178V77H175V76H177V74H176ZM181 71H184V73L183 72H181ZM186 71V72H185ZM189 71H190V73H189ZM217 71V72H216ZM12 72V73H11ZM22 72V73H21ZM43 72H44V74H43ZM50 72H52V75H51V73ZM59 73L58 74V79L57 78H52V77H50V76H57V73ZM75 72V73H74ZM82 72V73H81ZM99 72V73H98ZM111 73V75H113V76H111V75H109L110 73ZM121 72V73H120ZM131 72H132V74H131ZM170 72V73H169ZM182 74H184V75H182ZM197 72V73H196ZM220 73L223 77H221L220 76V78H222V79H219L218 77H217V74L216 73ZM225 72V73H224ZM227 72V73H226ZM234 72H237L236 74L238 75V77H237V75L236 74H234ZM2 73V74H1ZM8 73V74H7ZM14 73V74H13ZM21 73V74H20ZM46 73V74H45ZM47 73H50V74H47ZM54 73V74H53ZM91 73V74H90ZM103 73V74H102ZM114 73V74H113ZM116 73V74H115ZM118 73H120V74H118ZM129 73V74H128ZM165 73V74H164ZM169 74V75H167V74ZM192 73V74H191ZM207 73V74H206ZM229 73L231 74V73H233V74H231V75H229ZM253 73V72H252ZM11 74V75H10ZM30 74V75H29ZM68 74V73H67ZM79 76V80H78V77H77V75ZM88 74H89V76H88ZM109 76H111L110 78H112V77H116L117 75V77L118 78H122V80H121V82H120V80L118 81V78L116 79L115 78V80L113 81L112 79H107V77H108V75ZM162 74H163V76H162ZM173 75V76H171V75ZM194 74V75H193ZM196 74V75H195ZM199 76H198V75ZM205 74L206 75H208V77L209 78H207V77H205ZM220 74H218V76L220 75ZM32 75V76H31ZM36 75H38V76H36ZM47 75V76H46ZM76 75V76H75ZM81 75V76H80ZM84 75V76H83ZM92 75H94V76H92ZM96 75V76H95ZM99 75V76H98ZM107 75V76H106ZM127 75V76H126ZM166 75V76H165ZM201 75H202V77H201ZM210 75V76H209ZM213 75H215V77L213 76ZM233 75H236V76H234L233 77ZM10 76V77H9ZM41 76V77H40ZM60 76H61V78H60ZM70 76L73 78H70ZM74 76V77H73ZM85 76H87V77H85ZM102 76V77H101ZM105 76V77H104ZM134 78H133V77ZM152 76V77H151ZM168 76L169 77H173V78H168ZM229 76H231L230 77V79L228 78ZM11 77H12V79H11ZM20 77V78H19ZM23 79H22V78ZM32 77V78H31ZM36 77V78H35ZM38 77V78H37ZM44 77V78H43ZM77 77V78H76ZM89 77H90V79H89ZM94 77V78H93ZM99 77H101V78H99ZM125 77V78H124ZM150 77H151V79H150ZM182 77V78H181ZM238 79H237V78ZM254 77H256V76H254ZM253 77V78H254ZM17 78H19L18 79V81H15ZM69 78H70V80H69ZM74 78H75V80H76V84H74V85H76L75 87H77V88H75L74 89V92L73 91H70V89H69V87L68 86H66L67 84H71V85H73V82H75V81H73L72 82V80H74ZM88 78V79H87ZM106 78V79H105ZM109 78V77H108ZM124 78V79H123ZM141 78V79H140ZM161 78H163V80L161 79ZM165 78V79H164ZM168 78V79H167ZM177 79V81H178V78L181 80V82L180 81H176L175 80V82L173 81L174 79ZM183 78H185V80L183 79ZM202 78V79H201ZM213 78H216L217 80H214ZM232 78V79H231ZM235 80H234V79ZM241 79H242V77H240ZM247 78V77H246ZM252 78V79H253ZM9 79V80H8ZM26 79V80H25ZM34 79V80H33ZM43 79V80H42ZM55 81H54V80ZM62 79H64V80H62ZM72 79V80H71ZM82 79V80H81ZM94 81H93V80ZM96 79L98 80V81H96ZM114 79V78H113ZM205 79H207V80H205ZM227 79H224V80H226V81H228ZM241 79H239V82H233V81H228V82H231V84H232V82L233 83H235V85L233 86V85H231L232 87L230 88L229 87V90L228 89H226L227 91H229L230 92V90H231V95L230 94H228L229 92H224V93H222L223 91L222 90H224V89H220L222 92H220V90H219V93H215V94H219L220 96H222V97H219V95H218V98H222L221 100L220 99H217V101L218 100H220V101H218L219 102V107L218 106H216L215 105V98L212 100L213 102H212V104H211V109H210V113H207L208 115V118H207V116H205L206 118H205V123L203 124L201 121H203L204 122V117H200V116H194V115H192L191 114V112L190 111H188L186 108H182L183 110H187L188 111V113H186L185 111L184 112H182V114H183V116H184V118L185 119H183L184 121H188V122H190V123H193V126H192V124H190V123H186L185 122V125L183 126L184 128L183 129H185L186 131H188V135L189 136H186V134H187V132H186V134H184L185 135V137H182L183 138V140H181L180 139V141H178L179 142V144H177L178 142L177 141H175V142H173V144H171L169 147H171V149L170 148H168L167 149V151H166V154H165V156L164 157H162V159H160L159 161L163 164L164 162H165V164L167 163V164H169V165H173V167L174 168H176L175 167V165L177 166V168H179V167H181V169L184 171V168H185V171H187V172H190V174H192L193 173V175L196 173V170L198 169V170H200L199 168L200 167H198L197 165H191V167L193 168V170H195V172H193L192 171V169L191 170H189L190 169V164H192V162H190L191 161V158L188 160V158L191 156V154H192V156L193 155H196V154H198V157L200 158L201 157V159H205L204 161H205V165H207V164H209V162L211 161L212 163H210V167L209 166H205L206 167V169L207 168H209L208 169V171H206V169H205V171L204 172H208V173H206V175L208 176V177H206L207 179L209 178H220V183H219V189L221 190V192H220V190H218V192H220V195H221V197H223V195H224V197L225 196H227V195H232L231 194V191H232V193L234 194V193H238L237 195L236 194H234V196L236 197V198H238V202H239V208H238V210L237 209H234V208H232L231 209V207H230V204H227L228 202L227 201H225L226 202V206L224 205V208H218V210H217V208L214 210V211H211V210H209V212L206 210V211H204L205 209H203L202 210V208H200L201 209V211H200V209L199 208H192V210L194 209V210H196L197 209V211H200V212H198V213H200V214H198L197 213V211H196V213H197V219H196V216L194 215V214H196L195 213V211L193 212V216L192 215H190L191 217H193V219H194V216H195V219L198 221V215H208V217H205V219H207V224H210V223H212L211 225H213L214 226V228L215 229H218L219 228V230H221L220 232H219V230H217V231H213V233H214V238H211V237H213V234H211L212 233V231L211 232H208V234L210 235H208L209 236V238H210V240H215V238H216V243H218V245H219V247L221 248V251H223V253L225 254V255H227V256H230V254L231 255H233V256H237L238 257V259L235 257H233V259H236V260H238L239 262H241V263H243V261H244V259H242L241 258V256L243 257V258H247L246 257V255L244 254L245 252H243V251H241V249L242 248H244V246H246L245 248H247V246H249L250 244H251V241H250V239H252V237H259V234L261 235L262 234V236H260V238H262L263 236H264V225H261L262 223H261V218L259 217V216H262V214H264L263 212V207H264V203H263V201H261L259 198L261 197H259V193L264 197V193H263V191H264V189H263V187H264V181H263V183H259L258 181H259V179H256V174L257 173H260V169L258 168V172H256V171H254L253 172V170L252 169H254V165H252L253 166V168L251 169V165L249 164V163H247L245 160V162L243 163V161H242V159L240 158V156H238L239 154H235L236 152L238 153V151L236 150V151H233V148H234V146L236 145V144H240V141L242 142V139H243V133L245 134V131H242V129H243V125H242V123L243 122H241V121H247L248 119H249V121H248V123L249 122H251V120H253L251 123H255V121L257 122V123H259V124H264L262 121H264V97H263V95H261L259 98H257V100H256V104H257V101H259L261 98V101H259L258 103V105H257V109H259L260 108V106H261V108L259 109L260 111H258V113L257 112H254V111H252L253 109H250L251 107L249 106L250 104H248L247 103V105L245 104V107L243 106V108H242V104H244V102H247L248 100H249V98H248V95H246V96H243V93H244V91H243V89L246 87V84L248 83V80L247 79H245V78H243V82L241 81ZM13 80V81H12ZM22 82H21V81ZM24 80V81H23ZM57 80V81H56ZM87 80H90V81H88L87 82ZM101 82H100V81ZM108 80H109V82L111 81L112 83L113 82H115V84H116V82L119 84V87H118V84H114L115 86H117V88L116 87H114L113 86V84L110 82V84H112V85H110L109 84V82H108ZM144 80H146V81H144ZM168 80H170V81H168ZM184 80V82H183V87L181 86V83H182V81ZM244 80H245V84H244ZM254 80H256V81H254ZM13 83H12V82ZM19 81H20V83H19ZM32 81H34V82H32ZM42 81H44V83L42 82ZM45 81H47V82H45ZM54 81V82H53ZM58 81H61V82H58ZM69 81H71V83L69 82ZM78 81V82H77ZM92 81V82H91ZM107 81V82H106ZM139 81V82H138ZM167 81V82H166ZM171 81H173L172 83H171ZM188 82V83H186V82ZM198 81V82H197ZM211 81V82H210ZM215 81H217V82H215ZM219 81V82H218ZM253 81L257 84V86H259V84H260V79H258V77H256L255 79H253ZM10 84H9V83ZM29 82V83H28ZM55 82H57V83H55ZM91 82V83H90ZM106 82V83H105ZM133 82V83H132ZM151 82H153V83H155V85H153V83L151 84ZM170 82V83H169ZM240 82H242V84L240 83ZM28 83V84H27ZM36 83V85H34ZM41 83H43L46 87H43L44 85L43 84H41ZM46 83V84H45ZM59 83V84H58ZM78 83V84H77ZM79 83H81L80 85H79ZM105 83V84H104ZM138 85H137V84ZM159 84V85H157V84ZM167 83V84H166ZM168 83H169V85H168ZM178 83H179V85L181 86V88H179V89H177L178 87H180V86H178ZM216 83H218L217 85H216ZM250 83V82H249ZM247 84V88L249 87L250 88V84H252L253 82H251L250 84ZM254 83V84H255ZM33 84V85H32ZM55 84V85H54ZM60 84H64V86L63 85H60ZM66 84V85H65ZM124 84V83H123ZM122 84V85H123ZM129 84H126L125 85V90L126 89H129ZM243 84L245 85V86H243ZM253 84V85H254ZM256 84L253 86V88H255V86H256ZM29 85V86H28ZM43 85V86H42ZM80 87H79V86ZM90 85V86H89ZM95 85V86H94ZM97 85V86H96ZM98 85H100L99 87H98ZM106 85V86H105ZM127 85H128V88H126L127 87ZM141 85V86H140ZM159 86L160 87V89H162V90H160L159 89V87H157V86ZM166 85H167V87H170V88H167L166 87ZM175 85H177L176 87H175ZM187 85V86H186ZM188 85H191V86H188ZM213 85V86H212ZM237 85H238V87H237ZM241 85V86H240ZM8 88H7V87ZM11 86V87H10ZM22 86V87H21ZM28 86V87H27ZM52 86V87H51ZM66 86V87H65ZM83 86V87H82ZM109 87V89H108V87ZM148 86V87H147ZM164 86V87H163ZM174 86V87H173ZM184 86H185V88H184ZM206 86H208L207 88H206ZM215 86H217V87H215ZM252 86H251V90L253 89L252 88ZM21 87V88H20ZM25 87V88H24ZM31 87V88H30ZM48 87H51V88H48ZM57 87V88H56ZM79 87V88H78ZM101 87H103V88H101ZM138 87V88H137ZM146 87V88H145ZM152 87V88H151ZM193 87H195L194 89H193ZM196 87H198V88H196ZM235 87V88H234ZM5 88V89H4ZM7 88V89H6ZM12 88V89H11ZM16 88V89H15ZM33 88H35L34 90L36 91H34L33 90ZM40 88V89H39ZM65 88V89H64ZM68 88V89H67ZM81 88H82V91H77V90H81ZM91 90H90V89ZM105 88V89H104ZM107 88V89H106ZM113 88V90H111V89ZM116 88V89H115ZM123 88V87H122ZM124 88H123V90H124ZM142 88V89H141ZM155 90H154V89ZM157 88V89H156ZM164 88V89H163ZM187 88V89H186ZM236 88H237V90H236ZM257 88V87H256ZM14 89V90H13ZM21 89V91L23 90V92H25V93H23V92H21V91H18V90H20ZM38 91H37V90ZM49 89H51V90H49ZM59 89V90H58ZM87 91H86V90ZM95 89H97V90H95ZM100 89V90H99ZM119 89V90H120ZM137 89H140V90H137ZM146 89V90H145ZM148 89V90H147ZM169 89H170V91H169ZM176 89V90H175ZM181 89V90H180ZM186 90V92H185V90ZM2 90V91H1ZM17 90V91H16ZM28 90V91H27ZM49 90V91H48ZM62 90V91H61ZM66 90V92L65 93H67V94H64V92L63 91H65ZM85 90V91H84ZM95 90V91H94ZM122 90V89H121ZM136 90V91H135ZM144 90H145V92H144ZM151 90V91H150ZM168 90V91H167ZM173 90H174V92L179 96V94L180 93H182V94H180V96L181 97H179V98H181V99H179L178 100V98H177V95H175V93L173 92ZM236 90V91H235ZM242 90V91H241ZM255 90V89H254ZM4 91H5V94H4ZM10 93H9V92ZM16 93H15V92ZM42 93H44L43 95H44V98H45V106H44V103H42L41 102V104H39L40 102V97H41V92ZM51 91L53 92V93H51ZM77 91V92H76ZM93 91L94 92H96V93H93ZM110 91H114V92H110ZM148 91H150V94H148ZM167 92V93H165V92ZM179 91V92H178ZM180 91H184V92H180ZM9 93V94H7V93ZM13 92V93H12ZM19 92H20V94H19ZM32 92V94H30ZM34 92V93H33ZM55 92V93H54ZM76 92V93H75ZM81 92V93H80ZM101 92V93H100ZM104 92V93H103ZM108 92V93H107ZM110 92V93H109ZM115 92H116V94H115ZM136 92V93H135ZM138 92V93H137ZM145 94H144V93ZM151 92H152V94H151ZM172 92H173V94L175 95V99H174V95L172 94ZM216 92H218L217 90H216ZM241 92V93H240ZM250 93L252 92V91H249ZM18 93V94H17ZM28 93V94H27ZM39 93V94H38ZM51 93V94H50ZM80 93V94H79ZM90 93V94H89ZM113 93H114V95H116V97H115V99H114V97H113V99H110V98H112L111 96H113ZM141 93V94H140ZM156 93V94H155ZM161 93V94H160ZM163 93V94H162ZM165 93V94H164ZM184 93V94H183ZM222 93V94H221ZM4 94V95H3ZM45 94H47V95H45ZM60 96H59V95ZM84 94H86V95H84ZM100 94V95H99ZM108 94V95H107ZM136 94V95H135ZM142 94H143V96H142ZM170 94V95H169ZM228 94V95H227ZM246 94V93H245ZM2 95V96H1ZM8 95V96H7ZM12 95V96H11ZM16 95H17V97H16ZM28 95V96H27ZM36 95V96H35ZM90 95V96H89ZM109 95H111L110 96V98L108 97ZM146 95V96H145ZM169 95V96H168ZM171 95H173V96H171ZM198 95V93H196L195 94V96H197ZM224 95H227V97L225 96L224 97ZM235 95V96H234ZM240 97H239V96ZM6 96H7V98H6ZM13 96H14V98H13ZM19 96H22V97H20L19 98ZM31 96V97H30ZM36 98H35V97ZM39 96V97H38ZM57 98H56V97ZM65 96V97H64ZM76 96V97H75ZM94 96V97H93ZM95 96H98V97H95ZM150 96V97H151ZM171 96V97H170ZM232 96V97H231ZM242 96V97H241ZM16 97V98H15ZM28 97H29V99H28ZM48 97H50V98H48ZM70 97V98H71ZM148 98V100H150L151 98ZM156 97H153L151 100H153V99H155ZM168 99H167V98ZM183 97V98H184ZM215 97H217V95H215ZM236 97V98H235ZM6 98V99H5ZM10 98V99H9ZM19 98V99H18ZM59 98H61L60 99V101H58V99ZM67 98H65V99H67ZM94 98H96V99H94ZM100 98L102 99V100H100ZM106 98V99H105ZM127 98V99H126ZM234 98V99H233ZM244 98H247L246 100L247 101H244L245 99ZM2 99V100H1ZM15 99V100H14ZM24 99H26V100H24ZM38 99V100H37ZM40 99V100H39ZM48 99L50 100V101H48ZM53 99V100H52ZM57 100L56 101V103H55V100ZM94 99V100H93ZM131 99V98H130ZM158 99V98H157ZM167 99V100H166ZM174 99V100H173ZM177 99V100H176ZM191 99V98H190ZM190 99H188L189 101H191ZM224 99V100H223ZM5 100H6V102H5ZM14 100V101H13ZM23 100V101H22ZM108 100V101H107ZM109 100H111V101H109ZM125 100V101H124ZM127 100V101H126ZM187 100V101H188ZM192 100H193V98H192ZM230 100V101H229ZM235 100V101H234ZM240 100V101H239ZM7 101H9V102H7ZM13 101V102H12ZM33 101L35 102V103H33ZM89 101V102H88ZM94 101V102H93ZM98 101H100V102H98ZM102 101H107V104H105V102H103V104H102ZM216 101V103H218ZM225 101V102H224ZM232 101H234V102H232ZM242 101V102H241ZM24 102V103H23ZM38 104H37V103ZM51 102V103H50ZM85 102H87L86 104H85ZM229 102V103H228ZM230 102H232V103H230ZM241 104H240V103ZM5 103H7V104H5ZM27 103V104H26ZM53 103V104H52ZM99 103V104H102V105H100V106H98L97 104ZM126 103V104H125ZM31 104H34L33 106H32V108H30L31 106ZM90 104V105H89ZM93 104H95L94 105V107H91V106H93ZM125 104V105H124ZM221 104L222 105H224V106H226V105H230L231 106V108H230V106L228 107H222L221 106ZM261 104V105H260ZM38 105V106H37ZM41 105H43V106H41ZM119 105V106H118ZM215 105V106H214ZM237 105V106H236ZM240 105V106H239ZM260 105V106H259ZM27 106V107H26ZM43 107V108H41V107ZM47 106H49V107H47ZM83 106V107H84ZM88 106V107H87ZM103 106V107H102ZM125 108H124V107ZM215 108H214V107ZM233 106V107H232ZM240 108H242L241 110H243V111H241V113H240V111H239V107ZM262 106H263V110H262ZM15 107V108H14ZM28 107H29V109L31 110H29L28 109ZM34 107V108H33ZM51 107V108H50ZM99 107H101V108H99ZM145 107L147 108V106L145 105ZM148 107H149V109L148 110H151L152 112L150 113V116L152 115L153 117L155 116V114H152V113H155V112H153V110L152 109H150L151 107L148 105ZM179 107V106H178ZM181 107V106H180ZM180 107L177 109L178 111H180L181 109H180ZM221 107V108H220ZM238 107V108H237ZM247 107H250V108H248L247 109ZM9 108V109H8ZM46 110H45V109ZM145 108V109H146ZM214 109V111H215V113L214 114H216V116H218L219 117V114H221V113H223V115L221 114L220 115V117L219 118H221V120L218 118V117H215V116H213V109ZM217 108H218V112H219V114H218V112L216 111L217 110ZM237 108V109H236ZM248 110V113H249V109H250V111H252V112H250L249 114L247 113V110ZM12 109V110H11ZM147 109H146V112H147ZM220 109H221V111H220ZM222 109H224L225 111H226V113H224L225 111H222ZM227 109H229V110H227ZM232 109V110H231ZM30 112H29V111ZM125 110V111H124ZM189 110H190V108H189ZM213 112H212V111ZM235 110V111H234ZM246 110V113L244 112ZM10 111V112H9ZM28 111V112H27ZM238 111V112H237ZM181 112V111H180ZM209 112V111H208ZM212 112V113H211ZM229 112V113H228ZM231 112V113H230ZM233 112V113H232ZM235 112V113H234ZM243 112V113H242ZM255 114H254V113ZM262 112V113H261ZM23 113V114H22ZM184 113H186L190 118H191V121H190V118H188V116L186 117L185 116V114ZM253 113V114H252ZM257 113V114H256ZM19 114V115H18ZM29 114H32V115H30V116H28ZM211 114H212V116H211ZM228 115V117L227 116H225V115ZM233 114V115H232ZM253 116H252V115ZM147 115H148V113H147ZM231 115V116H230ZM237 115V116H236ZM243 117H242V116ZM249 115H251V116H249ZM12 116V117H11ZM24 116H25V118H24ZM51 116V117H50ZM58 116V117H57ZM149 116V117H150ZM151 116V117H152ZM210 116H211V119H210V121L211 120H213L214 119V117H215V119L217 118L218 120L216 121L215 119V121H216V123L215 124H219V122H220V124H221V122H222V120H223V118L224 117H226V118H224V121L227 119V120H229L230 118H232L230 121H232L231 123H233L234 122V120H235V122H234V124H230L229 122L227 123V121H226V125L228 126H226L225 127V124H224V121L222 122V124L220 125H218L217 124V126L214 124H212L213 126H216V127H211V125H209V122H208V120H209V118H210ZM222 116H224L223 118H222ZM235 117V119L233 120V118ZM256 116L259 118H256ZM261 116V117H260ZM150 117V118H151ZM241 117V118H240ZM247 118V120H246V118ZM250 117V118H249ZM257 119V120H255V118ZM34 118V119H33ZM45 118V119H44ZM56 118H59V119H56ZM155 118V117H154ZM187 118V119H186ZM213 118V119H212ZM229 118V119H228ZM253 118V119H252ZM262 118H263V120H262ZM32 119V120H31ZM42 119V120H41ZM47 119H49V120H51V121H49V120H47ZM56 119V120H55ZM152 119V118H151ZM198 119V121H199V123L201 124V126H203V127H201L200 125H199V123L196 121ZM203 119V120H202ZM239 120V119H242V120H239V123H237L238 121L237 120ZM21 120V121H20ZM25 120H27L26 122L27 123H25L24 121ZM29 120V121H28ZM38 120H40L39 122H38ZM179 120V119H178ZM178 120H177V122H178ZM193 120V121H192ZM23 121V122H22ZM31 121V122H30ZM33 121V122H32ZM34 121H36V122H34ZM60 121V122H61ZM194 121L196 122L195 124H194ZM215 121H212L211 123H214ZM237 121V122H236ZM260 121V122H259ZM43 122V123H42ZM141 122V121H140ZM241 122V123H240ZM19 123V124H18ZM24 123H25V125H24ZM32 123V126H35V123H39L40 125H42V126H44V123H45V125H47L46 127H43V128H39V130H37V131H33L32 129H30V128H28V127H26L27 125H30ZM42 123V124H41ZM48 123V124H47ZM142 123V122H141ZM210 123V124H211ZM238 124V129H237V127H236V125ZM247 123V122H246ZM247 123V125H248V127L251 129V126H252V124L250 123V124H248ZM256 123V124H257ZM188 126H187V125ZM206 124V125H205ZM209 126H208V125ZM224 124V125H223ZM236 124V125H235ZM240 124H241V126H240ZM190 125V126H189ZM194 125H197V127L196 126H194ZM205 125V126H204ZM233 125V127H231ZM235 125V126H234ZM246 125V126H247ZM150 127H151V125H149ZM177 126V125H176ZM182 125H180V126H177L178 127V130H180V129H182V127H181ZM193 127V129H192V127ZM198 126H200V127H198ZM230 126V127H229ZM112 127V126H111ZM139 127H141V126H138V127H136L137 129L139 128ZM177 127H173L172 129L173 130H177L176 128ZM179 127H180V129H179ZM188 127H190V128H188ZM205 127V128H204ZM207 127H209V129H212V130H209ZM234 127H235V129H234ZM242 127V129H240V128ZM248 127H245V129H246V132H247V128ZM45 128V129H44ZM102 128V127H101ZM101 128L100 129H98L99 131H100V133H98L99 131H94V130H91V128H90V130H89V127H87V126H84V127H80V131L81 132H83V131H85V133L87 132V130H88V132H87V136L89 137H91L90 138V140L88 141V143L90 142V144H88V143H85V145H84V149L85 150H90L91 148H93L94 146H95V144H97V143H99L100 141H101V139L99 140L98 138H94V137H92V136H98L99 134H102L103 132H102V130H101ZM220 128V130H222V131H220V130H218ZM222 128V129H221ZM230 128V129H229ZM10 129V128H9ZM104 129V128H103ZM108 129L110 130V127H108ZM107 128H106V130L105 131H109ZM113 128H111V130H112ZM190 129V130H189ZM200 129V130H199ZM208 129V130H207ZM237 129V130H236ZM3 130V131H2ZM5 130V131H4ZM177 130V131H178ZM184 130V131H185ZM194 130V132H193V134H191L192 133V131ZM203 130V131H202ZM226 130V131H225ZM230 130V131H229ZM232 130V131H231ZM241 130V131H240ZM40 131L42 132V133H40ZM43 131H46V132H44L43 133ZM91 131L94 133H96V135H95V133L92 135L91 134ZM201 131V132H200ZM207 131V132H206ZM208 131H210V132H208ZM215 131V132H214ZM220 131V132H219ZM233 131H234V133H233ZM249 131V130H248ZM4 132V133H3ZM8 132V133H7ZM190 132V133H189ZM197 132V133H196ZM201 134H203V135H201ZM217 132V133H216ZM227 132H229V133H227ZM237 132V133H236ZM239 132H241L240 134H239ZM243 132V133H242ZM22 133V134H21ZM47 133V134H46ZM84 133V134H85ZM154 133V132H153ZM153 133H151V131H148V133H145V134H139V136H138V138L136 139V140H139V139H141V138H143L142 136L144 135V139H146V137H147V139L148 138H150L151 136L150 135H152ZM221 133V134H220ZM2 134V135H1ZM5 134V135H4ZM13 134V135H12ZM19 134V135H18ZM21 134V135H20ZM24 134H25V136H24ZM42 134V135H41ZM44 134V135H43ZM88 134H90V135H88ZM98 134V135H97ZM191 134V135H190ZM196 135V137H195V135ZM198 134L200 135V136H198ZM206 134V135H205ZM207 134H209V135H207ZM229 134V135H228ZM235 134V135H234ZM237 134V135H236ZM8 136V137H5V136ZM18 135V136H17ZM142 135V136H141ZM149 135V136H148ZM222 135V136H221ZM228 135V136H227ZM232 135H233V137H232ZM11 136V138H12V136L14 137V138H12V140H11V138H9ZM19 136H21V137H19ZM27 136V137H26ZM40 136V137H39ZM55 136H59V137H55ZM217 136V137H216ZM224 136V137H223ZM230 136V137H229ZM234 136H236L235 138H234ZM240 136H241V140L240 141H238L237 139L239 138L240 139ZM6 138V139H3V138ZM219 137V138H218ZM220 137L223 139V142L226 144H224L223 142V144L220 142H218V141H222V140H220ZM30 139V141H29V139ZM184 138H186V139H184ZM187 138H189V139H187ZM201 138V139H200ZM203 138V139H202ZM204 138H205V140H204ZM211 138H213L212 140H211ZM230 138H232V141H235V140H237V142L238 143H236L235 145L233 144L234 142H232L231 141V139ZM234 138V139H233ZM23 139V140H22ZM46 140L47 142H48V147L46 148V149H40V148H36L37 146L35 145V144H37L39 141L41 142L42 140ZM192 139H194V140H192ZM208 139V140H207ZM229 139V141L227 142V140ZM16 140V141H15ZM21 140V141H20ZM25 140H27V142L25 141ZM192 140V141H191ZM218 140V141H217ZM16 143H15V142ZM17 141H19L18 143H17ZM185 141V142H184ZM207 141V142H206ZM10 142L11 143H14L13 144V146H11L12 144H10ZM26 142V143H25ZM177 142V143H176ZM190 142V143H189ZM202 142V143H201ZM25 143V144H24ZM93 143V144H92ZM185 145H184V144ZM192 143H194L195 145H193ZM216 143H219V145H217ZM229 143V144H228ZM231 143V144H230ZM19 144V145H18ZM23 144V145H22ZM33 144V145H32ZM60 144V145H59ZM91 144H92V146H91ZM174 144H177V145H174ZM181 144H183V146L181 145ZM188 144V145H187ZM207 144V145H206ZM212 144V145H211ZM222 144V145H221ZM233 144V145H232ZM88 147H87V146ZM209 145V146H208ZM233 146V148L231 149V147ZM20 148H19V147ZM164 146H165V144H164ZM174 146H178L177 148L176 147H174ZM187 146V147H186ZM200 146V147H199ZM213 146V147H212ZM217 146H218V148H217ZM227 146V147H226ZM229 146V147H228ZM240 146V145H239ZM8 147V148H9ZM14 147H17V148H14ZM158 147V146H157ZM156 147V148H157ZM168 147V146H167ZM175 148V150H174V148ZM184 149H183V148ZM194 147V148H193ZM212 147V148H211ZM220 147V148H219ZM238 147V146H237ZM34 148V149H33ZM53 148V149H52ZM58 148V149H57ZM181 148H182V151H183V153H184V155L183 156H180V155H182L183 153H182V151H181ZM189 148V149H188ZM193 149V151L192 150H190V149ZM196 148V149H195ZM210 148V149H209ZM213 148H215V149H213ZM219 150H217V149ZM3 149H6V148H3ZM2 149V150H3ZM33 149V150H32ZM200 149H201V151H200ZM228 149V150H227ZM236 149V147L234 148V150ZM152 150V149H151ZM172 150V151H171ZM174 150V151H173ZM178 150H180L179 152H177ZM185 150V151H184ZM189 152H191V153H189ZM200 151V152H198V151ZM14 151V152H13ZM29 151H31V153L29 152ZM154 151V150H153ZM208 151V152H207ZM209 151H213V153L211 154V152L209 153ZM150 152V153H149ZM148 152V154H152L151 153V151H149ZM173 152V153H172ZM175 152V153H174ZM195 152H197L196 154H195ZM205 152V153H204ZM217 152V153H216ZM218 152H220V153H218ZM227 152V153H226ZM38 153V154H37ZM59 153L62 155H59ZM188 155H187V154ZM209 153V154H208ZM58 154V155H57ZM147 154V155H148ZM154 154H156L155 152L153 153V155H149L148 156V158H152V159H154V158H156V156L157 155H154ZM171 154V155H170ZM199 154L201 155V156H199ZM204 154V155H203ZM206 154H208V155H206ZM219 154H222V155H219ZM235 154V155H234ZM177 157H176V156ZM178 155L180 156V158H178ZM211 155V156H210ZM224 155V158L222 157ZM53 156V157H52ZM170 156V158L168 159V157ZM175 156V157H174ZM185 156V157H184ZM191 156V157H192ZM197 156V155H196ZM203 156V157H202ZM205 156V157H204ZM207 156V157H206ZM1 157V156H0ZM44 157V158H43ZM158 157V156H157ZM213 157V158H212ZM216 157H218V158H216ZM42 158V159H41ZM50 158V159H49ZM163 158H164V160H163ZM166 158H167V161H166ZM183 160H182V159ZM206 158L208 159V160H210L208 163H207V161H206ZM223 158V159H222ZM227 158H229V159H227ZM24 159V158H20V160H19V158H17V160L15 159V161L18 163L19 161H22V160ZM47 159H49L48 161H47ZM53 159H56V160H53ZM157 159V158H156ZM187 160V162H186V160ZM214 159V160H213ZM216 159V160H215ZM218 159V160H217ZM219 159H221V161L219 160ZM234 159V160H233ZM0 160L2 161L3 160V158L1 157L0 158ZM19 160V161H18ZM53 160V161H52ZM162 160V161H161ZM172 160V161H171ZM177 160V161H176ZM224 160V161H223ZM230 160V161H229ZM14 161V162H15ZM47 161V162H46ZM55 161V162H54ZM179 161H183V163H184V161H185V163L186 164H188V162H189V166L187 167L186 166V164L184 163V164H182V162H179ZM227 161V162H226ZM241 161V162H240ZM15 162V163H16ZM169 162V163H168ZM215 162V163H214ZM221 164H220V163ZM237 162V163H236ZM47 163V164H46ZM50 163V164H49ZM54 163V164H53ZM101 164V161L99 160V162L97 161L96 162V165L98 164V166H100V164ZM171 163V164H170ZM219 163V164H218ZM223 163V164H222ZM240 163H242V164H240ZM58 164H60V163H58ZM179 164V165H178ZM243 164H245V165H243ZM246 164H248L249 166H250V169L249 168H247L248 167V165H246ZM31 165H33V163L32 164H30L29 166H31ZM71 165V168H73V166L74 165H72V164H70ZM102 165H103V162H102ZM101 165V166H102ZM185 165V166H184ZM214 165H216L215 167H216V169H215V167L213 168V166ZM224 167L225 169H223L222 170V167ZM227 165V166H226ZM55 166H56V168H55ZM76 166V165H75ZM179 166V167H178ZM183 166V167H182ZM202 166V165H201ZM234 168H233V167ZM204 167V168H205ZM218 167H221V168H218ZM232 167V168H231ZM242 167H245V169L244 168H242ZM256 167H258V166H256ZM255 167V168H256ZM53 168H54V170H53ZM228 168H229V170H228ZM239 168V169H238ZM10 169H12V170H10ZM49 169L51 170L50 172H49ZM187 169V170H186ZM212 169V171L213 170H215V171H213V173H215L217 170L219 171V175H217L216 173H215V175H217V176H215V175H210L211 173H212V171H210ZM240 169H242V170H240ZM179 170H180V168H179ZM225 170H227V172L225 171ZM236 170V171H235ZM254 170H257V168L256 169H254ZM3 171L5 172V170L3 169ZM209 171H210V173H209ZM222 173H221V172ZM226 173V174H224V172ZM231 171V172H230ZM245 171V172H244ZM249 171V172H248ZM3 172V173H4ZM192 172V173H191ZM239 173L240 175H243V176H238V174H237V176H236V173ZM246 172H248V173H246ZM256 172V173H255ZM251 173H253V175H254V173H255V175L253 176ZM0 174H1V172H0ZM53 174V175H52ZM55 174V175H54ZM223 174V175H222ZM234 174H235V176H234ZM245 174V175H244ZM49 175V176H48ZM106 175V176H105ZM192 175V176H193ZM229 175V176H228ZM248 175V176H247ZM260 175V174H259ZM47 176V177H46ZM55 176V177H54ZM224 176V177H223ZM250 176V178H247V177H249ZM252 176V177H251ZM257 176H258V174H257ZM261 176H263L262 174L259 176V177H261ZM53 177V179H51ZM105 177H107V179H108V181L110 180V182H107V184H105L106 182H105V180H107V179H104L103 180V178H105ZM226 177V178H225ZM231 177V178H230ZM237 177H241V178H245L244 180L247 182V181H249V179H251V178H253L252 180L255 182V181H257V182H253V181H249V186H248V184H246V185H243L244 184V182H242L243 181V179L241 180V178L239 179H237L236 180V178ZM56 178V179H55ZM59 178V179H58ZM102 178V179H101ZM226 179V181L224 182V180L223 179ZM258 178V177H257ZM10 179H15V180H11L9 183L10 184H6L5 182L6 181H8V180H10ZM39 179L37 180V181H39ZM99 179V180H98ZM248 179V180H247ZM260 179H262V180H264L263 178H260ZM17 180V181H16ZM71 179H66V182L64 183L65 185L64 186H67V187H73L74 186V180H71ZM90 180V181H89ZM102 182H101V181ZM221 180H223V181H221ZM231 180V181H230ZM232 180H233V182H234V184H233V182H232ZM239 180H240V182H239ZM104 181V182H103ZM261 181V180H260ZM45 184H44V183ZM97 182H98V184H97ZM253 184H252V183ZM14 183V184H13ZM60 183V184H59ZM101 183L103 184V188H102V185H101ZM115 183H119L118 185L117 184H115ZM223 184V186L225 187V188H223V186H222V184ZM232 183V184H231ZM238 183V184H237ZM248 183V182H247ZM252 185H251V184ZM259 183V184H258ZM16 184V185H15ZM47 184V185H46ZM49 184V185H48ZM53 184V185H52ZM66 184H68V185H66ZM95 184V185H94ZM100 184V185H99ZM120 184H122V185H120ZM232 186H234V187H232ZM263 184V185H262ZM35 185V186H34ZM58 187H57V186ZM98 185V186H97ZM106 185V186H105ZM107 185H108V188H107ZM113 185V186H112ZM230 187H229V186ZM260 185V186H259ZM3 186H6V188L5 187H3ZM47 186V187H46ZM49 186V187H48ZM55 186V187H54ZM85 188H84V187ZM222 186V187H221ZM227 186V187H226ZM238 186V187H237ZM255 186V187H254ZM27 187V188H26ZM29 187V188H28ZM106 187V188H105ZM124 187H125V189H124ZM221 187V188H220ZM229 187V188H228ZM252 187H253V189H254V191H253V189H252ZM3 188H5V189H3ZM8 188V189H7ZM13 188H15V189H13ZM84 188V189H83ZM101 188V189H100ZM109 188H111L112 189V191L109 189ZM123 189V190H121V189ZM235 190H234V189ZM243 189L244 191H242V189H241V192H243L242 194L244 195H241L240 193H239V191L237 192L236 190L237 189ZM28 189V190H27ZM108 189V190H107ZM225 189V190H224ZM229 189L231 190V191H229ZM246 189V190H245ZM17 192H16V191ZM48 190V191H47ZM110 190V191H109ZM229 191V192H228ZM235 191V192H234ZM247 191V192H246ZM257 191V192H256ZM5 192V193H4ZM104 192V193H103ZM224 192V193H223ZM247 194H246V193ZM250 192V193H249ZM2 193H4V194H2ZM223 195H222V194ZM227 193V194H226ZM229 193V194H228ZM7 194H9V195H7ZM50 194V193H49ZM219 194V193H218ZM217 194V195H218ZM36 195V196H35ZM113 195V196H112ZM150 195V196H149ZM220 195H218L219 197H220ZM247 195V196H246ZM256 195V196H255ZM11 196V197H10ZM20 196V197H19ZM115 196V197H114ZM146 196V197H145ZM233 196V195H232ZM240 196H243L244 198H242V199H240L241 197ZM8 197H10V198H8ZM101 197V198H100ZM144 197V198H143ZM251 197H253L254 198V200H251ZM256 197V198H255ZM263 197L261 198L262 200H264L263 199ZM22 198H24V199H22ZM28 200H27V199ZM142 198V199H141ZM248 198H250V200L251 201H254V202H252L251 203V201L248 199ZM252 198V199H253ZM17 199V200H16ZM26 199V200H25ZM31 199V200H30ZM34 199V200H33ZM39 199V198H38ZM93 199V200H92ZM103 199V200H102ZM144 199H145V201H144ZM7 200H9L10 202L11 201H13V202H11V204L13 205L14 203H17L18 205L20 204V202H23V203H25L26 201V204L25 205H22V206H19V208H18V212L19 213H17V214H14V215H10L8 212H7V210H5L6 208V206H7V202H8V204H10V202L9 201H7ZM33 200V201H32ZM106 200H108L107 202H106ZM151 200H152V202L154 203L152 206H153V208H152V206H151V204L152 203H150L151 202ZM176 200V201H175ZM178 200V198H174V202H175V204H177L179 201H177ZM250 201V203H249V201ZM255 200H257V201H255ZM7 201V202H6ZM96 201V202H95ZM98 201H99V203H98ZM106 203H105V202ZM138 201H140V202H138ZM30 204H29V203ZM31 202H33V203H31ZM102 202V203H101ZM244 204H242V203ZM248 202V203H247ZM256 202V204L254 205V206H252L254 203ZM87 203V204H88ZM99 205V206H97V204ZM104 203H105V205H104ZM143 203V204H142ZM6 204V205H5ZM29 204V205H28ZM148 206H147V205ZM180 204V205H179ZM246 204H247V206H246ZM251 204V206H249ZM263 204V205H262ZM14 205H16V204H14ZM32 205V206H31ZM102 205V206H101ZM103 205L104 206H108V207H103ZM127 205H131V204H127ZM179 205V206H178ZM183 205H185V204H183V202H179L177 205H175L177 208L175 209V207L174 206H172L170 209V212L171 213H173L174 214V212L176 211L177 213H175L174 215H180V213H181V211H180V206H182L181 208H185V213L183 214V210H182V213H181V215L182 216H189V214L192 212V210H191V207L189 206L188 208H189V210H187L186 209V206H183ZM54 205H52V207H53ZM96 206V207H95ZM103 208H101V207ZM141 206L143 207V208H141ZM145 206V207H144ZM198 206V205H197ZM228 206L230 207L229 209H228ZM246 206V207H245ZM257 206V207H256ZM140 207V208H139ZM199 207H201V205H199ZM225 207H226V209H225ZM243 207V208H242ZM262 207V208H261ZM4 208V209H3ZM106 208V209H105ZM109 208V209H108ZM146 210H145V209ZM172 208H174V209H172ZM32 209V210H31ZM221 211H220V210ZM261 209V210H260ZM3 210V211H2ZM31 210V211H30ZM148 210V211H147ZM150 210V211H149ZM177 210H179V214H178V211ZM230 210V211H229ZM232 210V211H231ZM234 210V211H233ZM236 210L238 211V212H236ZM244 210V211H243ZM249 210V211H248ZM251 210H253V211H251ZM255 210V211H254ZM259 210L261 211V212H259ZM23 211H24V213H23ZM32 211H33V213H32ZM140 211V212H139ZM187 211H190V213L189 212H187ZM204 211V212H203ZM219 211V212H218ZM228 211V212H227ZM243 211V212H242ZM263 211V212H262ZM23 213V214H21V213ZM100 212H102V213H100ZM129 212H131V213H129ZM142 212H143V214H144V212H147V213H145L144 215H140V214H142ZM169 212V211H168ZM167 212V213H168ZM225 212V213H224ZM230 212V213H229ZM232 212V213H231ZM233 212H234V215H233ZM241 213V215H240V213ZM258 212V213H257ZM3 213V214H2ZM9 215H8V214ZM56 213V214H55ZM103 213H104V215H103ZM140 213V214H139ZM187 213H189V214H187ZM206 213H208V214H206ZM209 213H211V216H209ZM216 213L219 215L220 213V215L219 216H217L216 215ZM252 215H251V214ZM258 215H257V214ZM42 214V215H41ZM100 214H102V216L100 215ZM130 214V215H129ZM212 214H215L214 216H216V218L212 215ZM235 214H236V216H235ZM240 215V216H238V215ZM243 214H244V216H243ZM25 215V216H24ZM33 215V216H32ZM34 215H35V217L37 218V216H38V218L36 219V218H34ZM180 215V216H181ZM232 215V216H231ZM257 215V216H256ZM5 216V217H4ZM10 216H12V217H10ZM15 216V218H13ZM19 216V217H18ZM22 216V217H21ZM32 216V217H31ZM201 216V217H202ZM214 217L215 218V220H216V222H215V220H213L214 218H209V217ZM223 216V221H225V222H227V221H229V220H231V221H229V222H227V223H223V221H220V220H222V218H219L218 219V217H222ZM230 216V217H229ZM31 217V218H30ZM133 217V218H132ZM138 217V218H137ZM199 218V222H203V220L205 221V219L202 217V218ZM250 219H249V218ZM23 218V219H22ZM25 218H27V220L25 219ZM208 218H209V222H208ZM226 218V219H225ZM34 219V220H33ZM93 219V220H94ZM107 219V220H106ZM116 219L118 220V221H116ZM136 219H138V223H139V225L136 227V229L135 228H131V224L133 223V222H135V220ZM194 219V220H195ZM212 219V220H211ZM217 219L219 220V222L217 221ZM248 221H247V220ZM258 219H259V221H258ZM32 221L33 222V231L34 232H38V233H40L39 235L40 236H38L37 238H36V240H35V243H36V245L35 246H33V248H31L30 247V245L28 246V244H25V245H23L24 243H23V241H22V238H20V236H19V233H18V230H20V229H24V228H26V224L25 223H27V222H29V221ZM35 220H37V221H35ZM106 220V221H105ZM112 221L111 223H110V221ZM141 220V221H140ZM200 220H202V221H200ZM233 220V221H232ZM251 220V221H250ZM96 221H97V223H96ZM108 221V222H107ZM119 221H121V223L119 222ZM142 222L141 224H140V222ZM210 221H212V222H210ZM235 221V222H234ZM237 221V222H236ZM242 221V222H241ZM257 221V222H256ZM39 222V223H38ZM47 222V223H46ZM94 222H95V224H94ZM118 222V223H117ZM214 222H215V224L217 223L218 224V226H220V224H222L223 225V227H216V225H214ZM220 222H222V223H220ZM234 222V224H235V226H233V223ZM239 222V223H238ZM246 222V223H245ZM247 222H248V224H247ZM251 222H253V227H249L252 223ZM255 222V223H254ZM41 223H43V224H41ZM46 223V224H45ZM60 223V224H59ZM81 223H82V225H81ZM89 223V224H88ZM93 223V224H92ZM99 223V224H98ZM106 223H108V224H106ZM120 223V224H119ZM204 223V225H206L205 224V222H203ZM236 223H238V225H236ZM240 223H241V226L243 225V228H244V230H246L247 228H245V227H249L248 229H250L249 230V233L252 235V233H253V228H254V231H256L257 232V229H258V236L257 235H255V234H257V233H253L255 236H251L247 231H248V229L246 230V231H244L243 230V228L241 227H239V225H240ZM245 223V224H244ZM50 224V225H49ZM84 224V225H83ZM88 224V225H87ZM229 224L231 225V227L229 226ZM49 225V226H48ZM94 225V226H93ZM128 225V226H127ZM133 225V224H132ZM147 224H145V226H146ZM211 225H206V227L208 226V228H209V226H211ZM224 225L226 226V227H228V229L226 228V227H224ZM11 226H12V228H14V229H12L11 228ZM19 226V227H18ZM21 226H23V227H21ZM34 226H35V228H34ZM53 226V227H52ZM83 226H84V228H83ZM87 226V227H86ZM91 226V227H90ZM93 226V227H92ZM98 226V227H97ZM140 226V227H139ZM169 226L172 228V230H174L175 232H174V235H173V233H172V231L169 229ZM245 226V227H244ZM256 228H255V227ZM39 227V228H38ZM46 227V228H45ZM50 227V228H49ZM52 227V228H51ZM91 228V231H89L90 230V228ZM147 227V226H146ZM232 228L233 230H229L230 228ZM233 227H235V229L236 228H238V229H236V230H243L244 232H241L240 233V231H236L235 230V232H234V228ZM6 228V229H5ZM8 228H9V230L12 232V230H14L12 233L11 232H9V230H8ZM96 228V229H95ZM129 228V230H127ZM220 228H222V229H220ZM224 228H226V230L224 229ZM263 228V229H262ZM17 229V230H16ZM52 229V230H51ZM54 229V230H53ZM63 229V230H62ZM77 229V230H76ZM144 229V230H143ZM171 231V233L172 234H170V232H168L169 230ZM211 229H213V227L211 226ZM224 229V230H223ZM44 230V231H43ZM86 230V231H85ZM168 230V231H167ZM261 230V231H260ZM7 233H6V232ZM53 231V232H52ZM55 231V232H54ZM63 231H65V233L63 232ZM75 231V232H74ZM166 231H167V233H166ZM17 234H16V233ZM87 232V233H86ZM216 232H219L221 235H223V232H224V236H223V238H221V239H218V236H215V234H216ZM222 232V233H221ZM230 232V233H229ZM240 234H239V233ZM247 233V235H246V233ZM261 232V233H260ZM55 233V234H54ZM77 233V234H76ZM137 233V234H136ZM165 233V234H164ZM229 233V234H228ZM243 233V234H242ZM245 233V234H244ZM4 234H5V236H4ZM14 234V236H12V235ZM168 234H170V235H168ZM238 236H240V237H237V235ZM145 235V236H144ZM164 235H165V237H164ZM212 235V236H211ZM229 235V236H228ZM4 236V237H3ZM65 236H67V237H65ZM79 236V237H78ZM91 236V237H90ZM140 236V237H139ZM169 236V237H168ZM248 236H250V237H248ZM65 237V238H64ZM131 237V238H130ZM227 237V238H226ZM14 238V239H13ZM39 238V239H38ZM75 238V239H74ZM142 238H143V240H142ZM155 238H156V236H155ZM165 238V239H164ZM178 238H179V236H178ZM235 238V239H234ZM19 239V240H18ZM37 239H38V241H37ZM66 239H68V240H66ZM77 239V240H76ZM145 239V240H144ZM180 239V238H179ZM264 239V237L262 238V240ZM1 240H3V241H1ZM76 240V241H75ZM79 240V241H78ZM118 240V241H117ZM163 240V241H162ZM181 240V239H180ZM218 240V241H217ZM244 240H246V241H244ZM103 241V242H102ZM143 241V242H142ZM190 241H192V240H190ZM190 241H188V243H189V245H191L190 244ZM231 241V242H230ZM248 241V242H247ZM264 241V240H263ZM80 242V243H79ZM102 242V243H101ZM109 242V243H108ZM122 242V243H121ZM124 242H126L125 244H123ZM7 243H9V244H7ZM99 243V244H98ZM231 243V244H230ZM234 243H235V245H234ZM239 243H241V244H239ZM39 244H41V245H43V241H41V243H39ZM38 244V245H39ZM101 244V245H100ZM122 245V247H121V245ZM180 244V245H179ZM229 244V245H228ZM244 244V245H243ZM247 244V245H246ZM23 245V246H22ZM27 245V246H26ZM32 245H34V243L32 244ZM109 245V246H108ZM114 245H115V247H114ZM118 247H117V246ZM223 245H225V246H223ZM3 246V247H2ZM26 246V247H25ZM99 246V247H98ZM110 246H112V247H110ZM156 246V247H155ZM222 246V247H221ZM7 247V248H6ZM25 247V248H24ZM120 247V250L118 249ZM153 247H154V249H153ZM236 247V248H235ZM242 247V248H241ZM6 248V249H5ZM69 248V249H68ZM89 248H90V251H89ZM106 248V249H105ZM121 248H122V250H121ZM240 248V249H239ZM73 249V250H72ZM108 249H111V250H108ZM113 249L114 250H118V251H121V252H124V253H122L121 254V252H117L118 254H116V253H114L113 254ZM235 249V250H234ZM263 249V251L261 252V254L264 252V247L262 248ZM27 252H26V251ZM106 250V251H105ZM108 250V251H107ZM173 250V251H172ZM180 250V251H179ZM232 250V251H231ZM239 250V251H238ZM3 251L5 252V253H3ZM23 251V252H22ZM115 251V252H116ZM136 251V252H135ZM180 253H179V252ZM29 252V254H27ZM40 252H41V254L44 256V257H42V255L40 254L39 256H37V258H38V262H39V264H56V263H53L54 261L52 260V255H50L51 257H49L47 254L45 255V254H43L42 252H45V251H41L40 250ZM83 252V253H82ZM88 254H87V253ZM101 252V253H100ZM111 252H112V254H111ZM129 252V253H128ZM133 252V253H132ZM187 252V253H186ZM240 252V253H239ZM31 253V254H30ZM46 253V252H45ZM90 253V254H89ZM92 253V254H91ZM95 253V254H94ZM104 253H106V254H104ZM134 253H135V255H134ZM175 253H177V254H175ZM179 253V254H178ZM202 253V252H201ZM200 252H199V254H201ZM26 254V255H25ZM73 256H72V255ZM104 254V255H103ZM124 254V255H123ZM125 254H127V255H125ZM170 254H173V256H174V258L175 259H173L172 257V255H171V257H170ZM181 254V255H180ZM229 254V255H228ZM241 254V255H240ZM244 254V255H243ZM25 255V256H24ZM27 255H28V257H27ZM82 255V256H81ZM113 256V257H110V256ZM116 255V256H115ZM158 255V256H157ZM176 255V256H175ZM186 257H185V256ZM201 255H204V253H202ZM201 255H199V257L201 256ZM239 255H240V257H239ZM252 255H253V253H252ZM41 256V257H40ZM45 256H47V257H49V259L46 257L45 258ZM76 256V257H75ZM84 256V257H83ZM104 256V257H103ZM105 256H107V257H105ZM117 256H118V258H117ZM124 258H123V257ZM130 256V257H129ZM133 256H134V258H133ZM148 256H149V258H148ZM155 256V257H154ZM167 256H168V259H167ZM183 256V257H182ZM89 257V258H88ZM109 257V258H108ZM114 257H116V258H114ZM132 258L131 260H129V258ZM165 257V258H164ZM252 257V256H251ZM254 257V256H253ZM2 258V257H1ZM4 258V257H3ZM96 258V259H95ZM125 258H127V259H125ZM141 258V259H140ZM143 258V259H142ZM148 258V259H147ZM159 258V259H158ZM177 258V259H176ZM205 258V259H204ZM203 259H200V260H202V261H200L201 262V264H208L211 260H212V257L210 256L209 258H208V256L207 257H204ZM46 259V260H45ZM121 261H120V260ZM134 259V260H133ZM161 259H163V260H161ZM243 261H242V260ZM40 260V261H39ZM47 260H49V261H47ZM51 260L53 261L52 263H51ZM73 260V261H74ZM101 260H102V262H101ZM104 260V261H103ZM126 260H127V262H126ZM133 260V261H132ZM150 260V261H149ZM158 260V261H157ZM175 260V261H174ZM207 262H206V261ZM76 261H74L73 262V264H75L76 263ZM108 261V262H107ZM145 261V262H144ZM148 261H149V263H148ZM38 262L37 263H35V264H38ZM77 262V263H78ZM100 262V263H99ZM112 262V263H111ZM164 262V263H163ZM199 262V263H200ZM76 263V264H77Z\"/></svg>",
    "mask_w": 264,
    "mask_h": 264
}]
</instances>
